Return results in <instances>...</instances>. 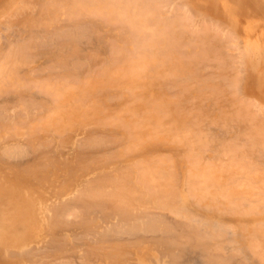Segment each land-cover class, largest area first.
Listing matches in <instances>:
<instances>
[{"label":"rangeland","instance_id":"rangeland-1","mask_svg":"<svg viewBox=\"0 0 264 264\" xmlns=\"http://www.w3.org/2000/svg\"><path fill=\"white\" fill-rule=\"evenodd\" d=\"M12 1H18V0H0V6H3V5H7V6H10L8 9H12L13 8V5H10V2H12ZM24 1H26V0H24ZM28 1V3H27V5H32L33 4V1L31 2V0H27ZM30 1V2H29ZM178 1V2H177ZM184 0H174V2L176 3V6H177V4L179 5V6H181V4H182V2H183ZM257 1V2H256ZM184 2H187L188 4H190V5H188V7L193 11V9H197V10H201V12L202 13H204V18L206 19V20H208V21H210L211 23H212V25L213 26H217V27H219V29H221L220 31L221 32H223L222 34H221V37H223L224 39L223 40H221L222 42H224V40L228 37H230L229 35H231V37L233 38V40H234V43H235V45H236V48H235V46H234V48H235V50L234 49H232V51L231 50H229L231 53H233V58L235 59V61L238 59V55L242 52V50H243V48H244V50H246V48L248 49V48H250V50H252V53H251V55H250V57H251V63H250V65L247 67L248 69V71L246 70V68H245V72H244V70L243 69H241L242 70V74H240L239 73V70L237 69V68H239V63L237 64V62H236V64L238 65H236V64H234L233 65V67H235V65L237 66V68H234V69H237V70H235V71H238V73L240 74V77L243 75V76H245V78H246V72H248V79L246 80V86L244 85L243 87H245V94H243V93H241V95H240V98L242 99V97H243V100H244V98L246 99L245 101H248V102H250V104H249V110L253 113V114H256V115H260V112H259V109H260V107L257 105V106H255V103L257 104V102L258 103H260L262 106H264L263 104H264V0H185ZM31 3V4H30ZM183 6V5H182ZM167 7H169V8H166L165 10H164V12L166 11V12H169L168 14H166V12H165V17L166 16H172V14L173 13H171L169 10H170V6H167ZM193 7V8H192ZM37 8V7H36ZM165 8V7H164ZM168 10V11H167ZM32 13V12H31ZM171 14V15H170ZM168 16V17H169ZM89 18V20H90V17H88ZM200 18H202V17H200V15L199 14H197V15H195V20L198 22L199 21V23L202 21V19L200 20ZM1 21H3L2 23H1V21H0V26L1 25H3V24H5V26H1L0 27V29H3L4 31V33L6 34L7 32H8V30H9V32H8V34L10 33V35H11V29L10 28H13L12 29V31L15 33V37H17L18 36V28H17V26L16 25H14V23H11L9 20H11V17L9 18V17H6V18H1L0 19ZM84 20H88L87 18H85ZM218 20H220V21H218ZM12 21V20H11ZM6 22V23H5ZM196 22V23H197ZM8 23V24H7ZM97 23V25L99 24L100 25V27H101V31H100V27H97L98 29H99V32L101 33L102 31V33L100 34V33H98V29L96 30V33H98L99 34V36L101 35V37H99L98 36V34H94V37L95 38H92L90 41H84V42H82V43H85L86 45H83L82 44V48H83V50H85L88 54H93V55H95V57L94 58H96V59H99L100 57L102 58H106L104 61V63L106 64L107 63V65L106 66H108V62L109 61H107V57H108V54L111 52H109L108 53V51L107 50H109V48L107 49V39H105L104 38V34L103 33H105V36H106V33L109 35V34H111V31L110 30H114L113 28H115V26L114 27H105V26H103L102 27V24H100V23H102V22H100V23H98V22H96ZM220 23V24H219ZM226 24V25H225ZM7 25V26H6ZM98 25V26H99ZM223 26V27H222ZM228 26H230V28H227ZM4 27V28H3ZM95 27H96V25H95ZM110 28H112V29H110ZM117 28V27H116ZM225 28V29H224ZM7 29V30H6ZM109 29V30H108ZM227 29V30H226ZM223 30V31H222ZM226 30V31H225ZM7 31V32H6ZM105 31V32H104ZM231 31H233V32H231ZM118 34V32L117 31H112V33H113V35H115L116 33ZM0 33H2V31L0 32ZM4 33H2V36L0 35V37H1V41L3 40V35H4V37H5V39H7V37H8V39L5 41L6 43H7V41H12V40H14L13 42H16V38H13L12 36H10L11 38H13V39H11V40H9L10 38H9V36L8 35H5ZM18 33V34H17ZM115 33V34H114ZM13 34V33H12ZM103 34V35H102ZM225 34V36H223ZM233 34V35H232ZM108 35L106 36V37H108ZM112 35V34H111ZM14 36V35H13ZM103 36V37H102ZM236 36V37H235ZM20 37H22V36H20L19 35V38ZM23 37H25V36H23ZM23 37L21 38V39H19L18 37V43H20V41L22 40H25V39H23ZM96 37H99V41H97L98 39L96 38ZM101 38V39H100ZM102 38H103V40H102ZM93 39H95V42L93 41ZM97 39V40H96ZM238 40V41H235V40ZM227 40V39H226ZM105 43V44H103V42ZM3 42V41H2ZM98 42V43H97ZM95 43V44H94ZM102 45H101V44ZM106 45V48L105 47H103V48H101V46H105ZM87 46V47H86ZM99 46V47H98ZM184 46H186V44L184 45ZM97 47V48H96ZM242 47V48H241ZM87 48V49H86ZM101 48V49H100ZM185 48V47H184ZM184 48H183V50H184ZM91 49H92V51H91ZM104 49H106V51L104 50ZM186 49V48H185ZM190 48H188L187 47V50H189ZM237 49V50H236ZM43 49H33L32 51H31V53L27 50V54L26 55H21V58H20V56L19 55H17L18 56V59L17 58H15V59H17V61L14 59V63H12L13 62V59H12V66H13V64H15L16 65V62H17V65H20V67L21 68H19V66H17L16 65V67L18 68H15L14 69V67L15 66H11L9 69H10V73L13 71V73H15V72H19V73H21L20 75H21V77H23L22 79V81H24L25 79V83L28 81V77L30 78H32V80H34V79H36V77L35 76H37V77H39L38 79H36L37 81L38 80H40V77H46V76H49V78L51 79V77H52V75H57V74H59V76H60V72L62 71V67H61V63L59 64L58 62H60V59H54V58H57L56 57V55H54V53L52 54V56L51 57H49V54L48 53H52V52H48V49H46L45 51H47L48 53H46L44 50L42 51ZM100 50H102L103 52L101 53V51ZM183 50H182V52H183ZM249 50V49H248ZM55 51H56V49H55ZM95 51H97V52H95ZM181 51V50H180ZM184 51H186V50H184ZM190 51V50H189ZM188 51V52H189ZM39 52H40V54H39ZM43 52V53H42ZM105 52V53H104ZM181 52V53H182ZM187 52V51H186ZM188 52H187V54H186V56L188 55ZM38 53V54H37ZM99 53V54H98ZM101 53V54H100ZM103 53L104 54H107V57L105 56V55H103ZM29 54H30V56H29ZM35 54V55H34ZM37 54V55H36ZM43 54V55H42ZM86 54V53H85ZM100 55V56H98V55ZM184 53H183V55H185ZM41 55H42V57H41ZM177 55V54H176ZM175 54H174V58H172V59H175V57H176V59L178 58L177 56H176ZM232 55V54H231ZM230 55V56H231ZM25 57V56H29V60H27V61H25V60H23L22 61V59H25V58H22V57ZM39 58H38V57ZM99 57V58H97V57ZM105 56V57H104ZM110 56V55H109ZM189 56V55H188ZM188 56L185 58L184 56V58H185V60H184V58H183V60L184 61H188L187 60V58H188ZM235 56H237V58L235 57ZM45 59H44V58ZM191 57V56H190ZM232 57V56H231ZM19 58L21 59V60H19ZM49 58H50V60H49ZM53 59V63L54 62H56V63H54V64H57V65H55V67H56V70L54 69L55 67H53V68H51L50 70V72L48 71L47 72V74L45 73L46 71H43L42 73L44 74V76H43V74H40L39 73V71H42V69L44 70V67H46V66H44V65H47V67L49 66V64H50V66H52L53 64H51L52 62H51V60ZM100 58V60L102 61V59ZM114 57H111V59H113ZM27 59V58H26ZM34 59V60H33ZM36 59V60H35ZM111 59L110 58H108V60H110L111 61ZM115 59V58H114ZM113 59V60H114ZM176 59L173 61L172 60V62L170 61L171 60V57H170V62H171V64H169V66H166V67H168L167 68V72H169V73H171V71L172 70H176V67L175 66H177L174 62H176ZM48 60V61H47ZM112 60V61H113ZM24 61H25V64H24ZM96 61V60H95ZM107 61V62H106ZM115 61V60H114ZM192 61V60H191ZM20 62H22L21 64H20ZM49 62V63H48ZM178 62L179 61H177V64H178ZM193 62V61H192ZM19 63V64H18ZM47 63V64H46ZM111 63V62H110ZM112 63H114V62H112ZM111 63V64H112ZM194 63V62H193ZM172 64H175V65H173L172 66ZM22 65V66H21ZM42 66V67H41ZM44 66V67H43ZM57 66H58V68H59V70H60V72L58 71L57 72V70H58V68H57ZM102 66H104L103 64H102ZM194 66L195 65H193L192 64V67H191V65H190V67L189 68H187L186 70H183L185 73H189L188 71H190L191 70V68H194ZM39 67V69H37ZM47 67H46V70H47ZM171 67L172 68H174V69H172L171 71L169 70V69H171ZM207 67V68H206ZM232 67V68H233ZM241 67L242 68H244L243 67V65H241ZM12 68V69H11ZM23 68V69H22ZM48 68H50V67H48ZM200 68V67H199ZM199 68H198V73L200 72L201 74H205L206 76H208V75H211L212 74V71H214V69H213V67L212 66H210V65H206V66H204V67H202L201 68V70L199 71ZM206 68V69H205ZM211 68V69H210ZM17 69V70H16ZM159 68H157V69H155L154 71L155 72H153V70L152 71H150V70H148L146 73L144 72V76H143V74H141V76H143V77H145V78H142V77H140V76H137V77H139V78H141V79H139L138 78V82H137V84L138 83H140V84H143V86L145 87V89H146V91H149V92H147L146 93V91L143 89V91H141L142 93H146V102L147 103H149V106L151 105V103L153 104L152 106L153 107H151V111H152V113H150L151 111H149L148 110V112L150 113H148V115H146V114H141V112L142 113H144V112H146L147 113V111H145V109H146V105H147V103L145 102V104L146 105H144L143 104V101L142 100H140V99H138V100H140V102H134L135 104H133V106H130V103H129V105H128V102H127V100H129L130 102L132 101H134L133 99L134 98H131V97H128V92L127 93H125L124 92V90L128 87H126V85L125 84H127V81H120V83H121V85H125V88L122 90L121 89V91L120 90H118V91H120L122 94H121V96H119L120 95V93L118 92V91H116L117 90V87H118V84H119V87L118 88H120L121 86H120V83H118V82H116L117 83V85L116 86H106V87H103L102 89H101V91L99 90V91H97L96 93H94V94H92L91 96L93 97V96H96V94L98 93L99 95H100V93L102 92V91H104V90H106L105 91V93L103 92V94L102 95H104V96H99L100 98L102 97V99H100L98 96H96V97H98V99L96 100V99H94V98H96V97H94V98H91V99H93V100H89V98H85V100L84 99H80V100H84L83 102H84V106L82 105V107L83 108H85V109H81V110H84V111H87V113H88V109H89V107L87 108L86 106H85V102H86V100H89V101H92V103L90 104V105H93V107L92 108H90V109H92V111L94 112L95 111V113H93V114H96V109H99L100 111H98L97 113V117L98 118H96V119H98V120H96V119H94V120H96V122H97V124H99L100 125V118L101 117H103V119L101 118V121L103 120H105L107 117H108V119L110 118V117H112V118H114V117H116V116H119L118 115V113H115V112H120L119 114H120V116L118 117V118H121V119H123V120H121V121H119V123L121 122L124 126H128V128H133V125H136V123H137V121H138V123H143L144 125H147V127H145L143 124H142V126H140L141 128H145V129H141L140 127H138L137 125L136 126H134V128L133 129H135V127L137 128H139V129H135V131H134V133L132 132V133H130V135L132 136H136L137 137V133H139V134H141V136H139V134H138V136L141 138H138L137 140H139V141H141L142 140V142H137V140L136 139H134V137H133V139L137 142H133V140H128V139H131V138H127L128 137V135H127V133L125 132V130L123 131V129H121V128H123V125H120L117 121L116 122H114V123H116L114 126L112 125V123L110 122L111 120H108L109 122H110V124H111V127H109L110 126V124H108L107 126H108V130L107 131H104L105 129H104V127H102V126H106V125H104V123H105V121H104V123H103V125L101 124V127L99 126V129L98 130H96V128H98L97 127V124L96 123H94V120L92 119L93 117L92 116H94L93 114H92V116H89V117H91V119L87 116V118H89V119H86V121H84V120H82L81 118H82V116L80 117V114H82V112H81V110H80V112H78V113H80V114H78L77 113V110L76 109H72L71 108V106H74V107H76L75 106V102L77 101V100H70V101H61V103H59L58 105L56 104L55 106V110H52L53 111V113H51L52 111H51V109H49L51 112H49V114L51 115L52 114V116H50V115H48V117H52V118H50L51 120H49V121H51L50 122V124H51V128L48 130V128H46V127H44V129H42L43 128V124H39V125H42V127L41 126H39L38 125V127H41V128H39V130H38V132L40 131V130H44V131H46V132H39V133H37V130H36V128H35V130H34V128L33 127H36V125H34V123H36V122H38V121H36V122H30V121H35V118H36V116L38 117V115H39V113H40V115L42 116L41 118L44 120V115H42V114H44L45 113V111L47 110V106H46V104H45V102L48 104V103H50V107H52L53 106V103H54V99H53V91H52V93L50 92L51 90H50V88L48 87V89H49V92L52 94V96L51 97H48V95H50V93L48 94V95H46V93L47 92H43V93H41L40 91L41 90H43V89H46V91H48V89H47V86L48 85H46V83H45V81H46V79L48 78H42L44 81H41V84H40V82H39V84L41 85V86H39L38 85V83H36L37 81L36 80H34V81H36L35 82V84L37 85V88H36V85H35V89H36V91H35V89L33 88V86L32 85H34V82L31 84L30 83V79H29V82L28 83H30L31 85V87L32 88H29V87H27V92L24 90V89H26V86H24V84H21L22 83V81H19V80H21V79H17L19 82H16V84L14 83L15 81V79H16V77H18L17 75H15V74H19V73H15L14 75L16 76H14L15 77V79L14 78H12L11 77V74H6V72H5V70L3 71L4 73H5V76H8V77H6L5 79H6V81L4 80V77H3V79H0L1 80V84H0V86H5V84L6 85H8V83H10L9 85H10V87L8 86H6L5 88H9L8 90L7 89H4V87H0L1 89H0V93H1V95L2 94H6L5 95V97H3V95L1 96L0 95V107H3V109H5L6 110V112H4V113H1L3 110H0V124L2 125V126H0V153L2 152V150L3 149H7V148H13V147H18V148H20V146H21V144H24L23 145V147H25L26 146V149H28V150H26L27 152H30V154H28L27 153V155H28V157H27V155H26V153H22V154H25L26 155V159L25 158H23V157H21V155L19 154V156L18 157H21L22 159L20 160V159H18L17 157L15 158V155H13L12 157H14L15 158V160H14V158H13V160L11 159V156H10V160L8 161L7 160V157H6V154H8V153H6V151L7 150H3L4 152L3 153H6L5 154V159H4V154L2 155L3 156V158H2V156L0 155V240H2V241H0V264H171L170 262H172L173 264H174V260H177V259H179V255H181V253H182V251H183V253H187L186 255H188V256H186L185 254L183 255L184 257H182L183 259H184V261L183 262H180V264L182 263H184V264H205L206 263V260H205V263H203L204 262V260H203V258L204 259H207V255H209V254H206V256H204L203 257V252L201 251V250H199L198 251V249H197V253H195V254H193V252H190V251H192V250H190L189 248H192V247H190V246H188L189 248H187V247H185L184 249L182 248V250L180 249V247H182V246H178V247H176V249L175 250H173L172 252H174L173 254H175L176 255V251H178V253L177 254H179V251L181 250V253L178 255V258L177 259H174L173 260V258H171V256L169 257V255L170 254H172V253H170V254H166L165 252H163V249L162 248H156L155 247V245H153V243L152 242H148V239L146 240L145 238H153L154 237V239L156 238V239H160V237H158L160 234H161V232H163L161 229V232H160V230H158V231H155V235H152V234H154V232L152 231V233H151V231H150V233H146L147 235H145L144 234V231H143V235H145L144 237V239L146 240V241H143V242H141V243H137V244H135V245H132V246H129V247H127V245L125 246V247H123L122 245H125V244H128V243H125V241L124 240H128V239H131V241H132V238L133 239H136V237L139 239V235L140 236H143L141 233H138V234H136V233H134V237H135V235H136V237L134 238V237H132L131 235H130V237H128V235L127 236H123V234H121V236H123L122 238H120L121 236L119 235V232H117L118 233V236H115V238H113L110 234H108V235H110L109 237H112V239H106V238H104V239H102V236H101V234L103 235V234H106V230L108 229H110V227H111V224L112 225H118V224H126L127 223V220H129V219H131V221H129L128 222V225H131V223L132 224H135V223H139V222H141L142 221V219L143 218H147V216L150 214V212H153V213H155V214H157V215H155V216H159V214L161 213L162 215H165V216H163V217H166L165 218V220H167L169 223L171 222H173V221H181V222H183L182 224H183V226L184 227H186L187 225H188V227H190V222H191V219H193V221L195 222V224H197V225H199V226H195L196 227V229H198L197 227H199V229H201V228H203V229H205V228H207V226L206 225H208L209 224V226L208 227H210L211 225V222H212V225H213V223L214 224H216V227H218L215 231H217L218 229L219 230H221L222 232L224 231H226L227 229H230V230H227V231H233L232 233L231 232H225V234H224V236H223V233H221V232H217L218 234L220 233V234H222V236L223 237H225V235H227L226 237H227V239L228 240H226V238L225 239H223L221 236L218 238V237H214V236H212V233L209 231V230H207V235L208 236H206L205 238L202 236V238L204 239L203 241V243L206 245V242L209 244V245H211V241L213 242L212 244H216V246H217V248H218V245H219V250H218V255H215V256H217V259H223V258H225V257H227L230 261H235L234 263H236V261L238 260V262L236 263V264H243V263H245L246 262V264H257V262H255V261H252V263H251V261L250 260H252L253 259V257H252V255L250 254V252H249V249L247 248V246H246V240H245V238H246V236L244 235V233H243V229L244 228H246V225H247V227H248V224L250 225V224H252L253 222L252 221H246L247 219H245V218H250V220L255 216V214H254V209H252L253 210V212H244V209H243V207H242V205H243V198L241 197V193H239L241 190V188H236L237 186H239V187H241V185H240V183H241V178H240V176L242 177V174H241V171H240V169L239 168H236V167H234V168H236V169H234V168H231V167H228V168H230L229 170H227V166L229 165H227V166H225V163H227V162H224V161H226V157H228V156H224L223 154L224 153H226V150L227 149H224V148H226V147H229L230 146V144H232V142H233V139L232 138H234V140L238 143L239 141L238 140H240V141H242V142H244V138H242V137H245L243 134H247V133H243V132H246V131H248V130H246L245 128H246V124L244 123V124H242V122L241 121H239L240 119L239 118H236V119H238L237 121H236V119H234L233 120V122L234 121H236L237 123V125H238V127H237V125H235V123H234V125H235V127H234V125H233V123L231 122V124H225V126H227V125H229V127H231V129L233 128V130H232V132H231V129L230 130H228L227 132H225L226 131V129H222V126H223V124H222V126L220 125L221 124V122H217L218 123V125H211V124H206L205 122H204V120H202V118L201 117H203L202 116V113H207L208 111L210 112V110H212V108L213 107H211L210 108V106L213 104L212 102H210L209 100H207L208 98H206V100L205 99H202L201 100V102H200V100H198V98L201 96V95H204L205 94V92L206 91H204V93L202 92L203 90H206V88L204 87L205 85H203L204 84V81L202 80V79H204V76L205 75H201L200 73L198 74L201 78V82L203 83V84H199L200 86L199 87H204L202 90H197V92H194V93H191L190 94V92L188 93L189 95H186L185 96V98H181V96L178 98V96H175V97H177V100L179 101V100H189V101H192L193 103H199V104H201L202 103V105H203V109H202V107H201V109H200V113H198V111H197V108L195 109V108H193L192 110H190L191 111V113H189L190 111H189V109H191V107H189L190 105L188 104H186V103H184L185 104V106H183V107H176L177 106V104L179 103V104H181L180 103V101L179 102H176V101H174V98L175 97H173L174 95H173V93H175V92H179L181 89H182V86H184L183 84L184 83H175L174 85H173V81H175L176 79H178L177 78V76H181L184 80L186 79V78H188V77H186L187 75L185 74V73H183V72H181V71H179L178 72V70L176 71V72H178V73H182V75H180V74H176V73H173L172 72V74H174V78H176V79H174V78H172V76L173 75H171V77L169 76V75H167L166 77L168 78L167 79V81H169V78H172V80L173 81H171V79H170V81H171V83L170 82H165V78H163V80H161V82L163 83V81H164V84L163 85H165L166 84V86L168 85H171V86H169V87H167L166 88V86H163V88H166V89H168L169 88V90H168V92H166V89H163L162 87L161 88H157V86L155 85L156 83V81L155 80H159V78L161 77V75L163 74H167V72H165L166 70L164 69V72H163V68H161V69H159ZM16 70V71H15ZM19 70V71H18ZM37 70H39V71H37ZM53 70H55V74H54V71ZM181 70V69H180ZM15 71V72H14ZM28 71V72H27ZM34 71H37L38 72V75H37V73L35 74L34 73V77H33V75H31V74H33L32 72H34ZM53 71V72H52ZM66 73L64 72V69H63V72H62V76H65V77H67L66 75L68 74V72L70 71H67V68H66ZM150 71V72H149ZM157 71V72H156ZM211 71V72H210ZM235 71H233V73L235 72ZM26 72H27V74H26ZM148 72H149V74H153V76H152V74L151 75H149L148 74ZM1 73V72H0ZM12 73V74H13ZM30 73V74H29ZM57 73V74H56ZM237 73V74H238ZM243 73H245V74H243ZM23 74V75H22ZM24 74H26V76L24 75ZM51 74V75H50ZM83 74H84V72H83ZM156 74H158L157 76H156ZM185 75V77H184V75ZM208 74V75H207ZM2 75L4 76V74H1V76H0V78H2ZM9 75H10V77H9ZM69 75V74H68ZM85 75V74H84ZM84 75L81 77V79H83L84 78ZM86 75H88V74H86ZM165 75L164 76H162V77H165ZM28 76V77H27ZM51 76V77H50ZM54 76L52 77V79H54ZM147 76L149 77V78H147ZM160 76V77H159ZM169 76V77H168ZM26 77V78H25ZM137 77H135V79L137 78ZM10 78L12 79L10 82L8 81V80H10ZM19 78V77H18ZM57 78V77H56ZM55 78V79H56ZM60 78V77H59ZM59 78H57V79H59ZM67 78H69V80H71V78H70V75H69V77H67ZM147 78V79H146ZM156 78H158V79H156ZM182 78H180V79H178V80H181ZM193 78V77H192ZM8 79V80H7ZM14 79V80H13ZM61 80L63 79V83H65V81L67 80H64L65 78H60ZM60 79L58 80L59 82H58V84L60 83ZM73 79V78H72ZM194 79L195 78H193V81H194ZM199 79V80H200ZM16 80V81H17ZM48 80V79H47ZM144 80V81H143ZM3 81H5V82H3ZM14 81V82H13ZM49 81V80H48ZM52 80H50V82H51ZM72 81V80H71ZM149 81H152L151 82V84H147V83H150ZM155 81V82H154ZM197 81V80H196ZM11 82H12V84L14 83L16 86H15V88L16 87H18V83L20 84V86H22V88H20V87H18L19 89H21L20 91L21 92H17V91H19V89L17 90V89H15L13 86H14V84L12 85L11 84ZM44 82V84H43V86H44V88L42 87V83ZM49 82V83H50ZM54 82V81H53ZM62 82V81H61ZM153 82H154V84H153ZM159 82L160 81H158L157 82V85H159ZM176 82V81H175ZM4 83V84H3ZM28 83H27V86H28ZM48 83V84H49ZM55 83V82H54ZM199 83V82H198ZM57 84V83H56ZM55 84V85H56ZM62 84V83H61ZM176 84H179V85H176ZM50 85H52L53 86V83L51 82V84ZM149 85V86H148ZM150 85H155L156 86V88H155V86H150ZM202 85V86H201ZM59 86V85H58ZM61 86V85H60ZM59 86V87H60ZM174 86H176L177 88H179L180 90L179 91H175V89H173V87ZM179 86V87H178ZM12 87V89L14 88V91L13 92H11L12 90H10V88ZM23 87H25V88H23ZM39 87H40V89H39ZM181 87V88H180ZM3 88V89H2ZM154 88V89H153ZM187 88V86H186V84H185V87H184V89H182L183 91H185V89ZM54 90L56 89V87H54L53 88ZM107 89H109V90H111L110 91V93H107V92H109ZM148 89V90H147ZM159 89H163L161 92H160V90ZM1 90H3V91H7L8 93H12V94H7V92H2ZM128 90V89H127ZM172 90V91H171ZM181 90V91H182ZM16 91V93L14 94V92ZM126 91V90H125ZM199 91V92H198ZM200 91H201V93H200ZM36 92V93H35ZM20 93V94H19ZM111 93H112V95H111ZM118 95V97H117V95ZM134 93H138V91H136V92H134ZM163 93V94H162ZM168 93V94H167ZM15 95V97H14V95ZM16 94L18 95V96H16ZM166 94V95H165ZM170 94V95H169ZM178 94V93H177ZM11 95H13V97L11 96ZM20 95H22L23 97H22V99H21V96ZM44 95V96H43ZM45 95H46V98H45ZM108 95V96H107ZM131 95V94H130ZM129 95V96H130ZM162 95H164V96H162ZM176 95V94H175ZM194 95H199V96H197L196 98V100H195V98H194ZM243 95H247V96H243ZM11 96V97H10ZM29 96V97H28ZM106 96L107 97H110L111 99L113 98V97H116V99H120V100H122L120 103L119 102H117V103H111V101L114 99H112L111 101H110V99L108 98V100L106 101ZM133 96V95H132ZM162 96V97H161ZM167 96V97H166ZM188 96H190V98L189 99H186V98H188ZM16 97H17V99H16ZM26 97V98H25ZM54 97H55V95H54ZM123 97V99H121ZM169 97V98H168ZM170 97H173V99L172 98H170ZM131 98V99H130ZM250 98H252V99H250ZM19 99H21L22 101L20 102V100ZM24 99V100H23ZM35 99V100H34ZM50 99H51V101H50ZM100 99V100H99ZM163 99V100H162ZM176 99V98H175ZM26 100H27V102H26ZM33 100V101H32ZM40 100V101H39ZM52 100H53V103L51 104V102H52ZM79 100V101H80ZM102 101V103H104V105H102V103L101 102H99V101ZM249 100H251V101H249ZM17 101V102H16ZM22 103L23 101H25V103H26V106H24L25 104H23V106H24V108H21L20 107V103ZM78 101V103L80 104L81 102H79ZM110 103H109V102ZM113 101H115V99L113 100ZM117 101V100H116ZM141 101H142V103H141ZM157 101L158 102H160L158 105L156 104L155 105V102L157 103ZM204 101H207V102H204ZM257 101V102H256ZM10 102V103H9ZM12 102V103H11ZM28 102H30V104L28 103ZM42 102V103H41ZM44 102V103H43ZM126 102H127V104H126ZM174 102V103H173ZM182 102V101H181ZM18 103V104H17ZM24 103V102H23ZM39 104V106H37L36 104ZM73 103V104H72ZM77 103V105L78 106H80L79 104ZM87 103V102H86ZM124 103L126 104V106L128 105V111H130V109H131V111H132V109H133V111H134V109H135V112H136V114L134 115V116H139V117H134V116H132V114L131 113H129V112H127V114L124 112V111H127V110H125V108L126 107H124V109H123V105H124ZM166 103V104H165ZM173 103V104H172ZM175 103H177V104H175ZM263 103V104H262ZM44 105V108L43 107H40V105ZM55 104V103H54ZM82 104V103H81ZM88 104H89V102H88ZM96 104V105H95ZM169 104V105H168ZM182 104H183V102H182ZM19 105V106H18ZM192 105V104H191ZM194 105H197V104H194ZM223 105V103L222 102H220L217 106L218 107H220V106H222ZM22 106V105H21ZM22 106V107H23ZM46 106V107H45ZM59 106H65V108L66 109H70V110H72V112L73 111H75V112H73V114H76V115H74V121L76 122V125H74L73 127H70V128H67L66 130L62 127V124H60L61 123V121L60 120H55V116H58V114H55L56 113V110H58L59 112V114L60 115H62V117L64 118V119H66L67 117H69V115L67 116V114L68 113H65V111H61L59 108H61V107H59ZM98 106H100L99 108H98ZM104 106H106V108L104 107ZM130 106V107H129ZM168 106V107H167ZM193 106V105H192ZM213 106V105H212ZM215 106V105H214ZM253 106H255L254 107V109H253ZM30 108V109H34V110H38L39 108L42 110V111H40V109L38 110V111H40V112H38V113H36L35 111L33 112V109H32V112L30 111V109H29V113L27 112L28 110H26V108ZM32 107V108H31ZM37 107V109H35ZM57 107H59V108H57ZM68 107V108H67ZM120 107H122V109L120 108ZM132 107V108H131ZM159 107V108H158ZM187 107L189 108V109H187ZM259 109H258V108ZM11 108V109H10ZM27 108V109H28ZM45 108H46V110H45ZM130 108V109H129ZM152 108H153V110L154 109H157V112H154L153 110H152ZM175 108H177V111L176 110H173V109H175ZM178 108H180V110L181 109H183V113H181L180 114V118L178 117L179 116V111L180 110H178ZM207 108V109H206ZM217 108V107H216ZM251 108V109H250ZM256 108V109H255ZM263 108V107H262ZM261 108V109H262ZM0 109H2V108H0ZM18 109H19V111H18ZM25 109V111H23V110ZM90 109H89V111H90ZM104 109L106 110V111H104ZM198 109V110H199ZM4 110V111H5ZM8 110V111H7ZM43 110H44V113H43ZM64 110V109H63ZM103 110V111H102ZM147 110V109H146ZM159 110H160V115H159ZM186 110V111H185ZM187 110L189 111L188 113H187ZM254 110V111H253ZM257 110V111H256ZM24 112V115H22L23 114V112ZM48 111V110H47ZM46 111V112H47ZM61 111V112H60ZM102 111V112H101ZM114 111V112H113ZM132 111V113H134ZM182 111V110H181ZM180 111V112H181ZM218 109H215V111H214V113L212 114V113H210V116H212V117H214L215 115L216 116H219L218 115ZM16 112V113H15ZM18 112V113H17ZM20 112V113H19ZM55 112V113H54ZM122 112H124V115L122 114ZM162 112V113H161ZM178 114V116L176 117V113ZM7 113H9V114H7ZM12 113V114H11ZM22 113V114H21ZM25 113H26V115H28V116H26L25 115ZM28 113V114H27ZM31 113V114H30ZM32 113H33V115H32ZM34 113H36L37 115L36 116H34ZM42 113V114H41ZM84 113V112H83ZM86 113V112H85ZM86 113V114H87ZM91 113V111L89 112V114ZM99 113H101L100 114V116H99ZM115 113V114H114ZM156 113H158L157 115H159V116H161L163 119L162 120H160V122L162 123L161 125L163 126H159V127H161V128H159L158 127V130H157V128H156V130H157V132L159 133V132H162V134L161 133H159L158 134V136L156 135L155 136V133H154V135H152L153 133V131L151 130L153 127V125L151 126V127H149L150 126V124H155L156 122L158 123V124H160L159 123V116H157L156 115ZM165 113H166V116H165ZM4 114V115H3ZM46 114H48V112L47 113H45V115ZM53 114H55V116L53 115ZM114 114V115H113ZM126 114V115H125ZM131 114V115H130ZM138 114V115H137ZM194 114V115H193ZM2 115H3V117L4 116H6V118H7V121H6V118H4V119H2L3 117H2ZM9 115V116H8ZM14 115H16L15 117H17V118H15V121H17V122H15V121H13V118H14ZM20 116V118L18 119V117ZM30 115V116H29ZM116 115V116H115ZM149 115H150V118H149ZM169 115H171V116H169ZM21 116H23V117H21ZM33 116V117H32ZM130 116H132V118H130ZM171 117V120H170V118H168V117ZM261 116V115H260ZM26 117H27V119H26ZM30 117H32V118H30ZM46 117H47V115H46ZM47 117V118H48ZM61 117V118H62ZM66 117V118H65ZM84 117V116H83ZM85 117H86V115H85ZM148 117V118H147ZM199 117L201 118V121L199 122ZM230 117V116H229ZM25 118V119H24ZM30 118V119H29ZM39 118V117H38ZM47 118H45V122H44V124L46 123V121L47 122H49L48 121V119ZM58 118H59V116H58ZM95 118V117H94ZM105 118V119H104ZM117 118V117H116ZM117 118V119H118ZM153 118V119H152ZM156 118H157V121H156ZM166 118V119H165ZM192 118L194 119V121L192 120ZM195 118L197 119V121H195ZM1 119H2V121H1ZM12 119V120H11ZM24 121H23V120ZM34 119V120H33ZM37 119V118H36ZM40 119V118H39ZM38 119V120H39ZM47 119V120H46ZM64 119H62V120H64ZM85 119V118H84ZM146 119V120H145ZM147 119L149 120V121H151V123L148 121L147 122ZM230 119H231V117H230ZM229 119V121H231ZM3 120H5V121H3ZM10 120V124L11 125H9V121ZM41 120V119H40ZM53 120V121H52ZM82 120V121H81ZM90 120V121H89ZM107 120V119H106ZM114 120H115V118H114ZM113 120V121H114ZM118 120H120V119H118ZM139 120L141 121V122H139ZM19 121H22V122H19ZM42 121V120H41ZM41 121H39V122H41ZM99 121V122H98ZM154 121V122H153ZM169 121H171L172 123H173V126H172V124L169 122ZM175 121H177V124H176V122ZM186 122V125L183 123V122ZM192 122V123H194V124H192L191 125V123H189V122ZM3 122H8L7 124L5 123V125H3L2 123ZM13 122H15L16 124L18 123V125L17 126H19V124H21V126H19V127H22L23 128V124L25 125V129H27L26 127H27V124H31L32 123V125H33V130H31V133L29 134L28 132H30L29 131V129H27L28 130V132H26V133H28V135H29V137H30V135L31 134H33L34 132L37 134V135H35V134H33V135H35L34 136V138H32V139H27V141H29V143L27 142V141H23V140H26V138L27 137H25V136H27L26 134H23L22 133V130H24V128L21 130V131H19V128L17 129L18 131H16L15 130V124L13 123ZM38 122V123H39ZM58 123V124H56V123ZM91 122V123H90ZM133 122H135L134 124H133ZM147 122V123H146ZM153 122V123H152ZM128 123H130V124H128ZM132 123V124H131ZM187 123H189V124H187ZM228 123H230V122H228ZM48 124V123H47ZM55 124H56V126H55ZM94 124H96L95 126L96 127H94ZM169 124H171V126L172 127H170L171 129H175L174 127L175 126H177L176 127V131L178 132V131H180V130H183V128L185 129V127L187 126L188 128L190 127H192L191 129H189V130H191L190 131V135L188 134V133H186V134H188L191 138L190 139H192L193 137H194V135H193V133H194V131H195V133L194 134H196V132H197V137L196 138H194V139H192V140H188L189 139V137L187 138V136L186 137H183V138H186V140H182L181 138H180V140L182 141L181 143H179V137L178 138H176L177 136L175 135V134H177V132L176 133H173V130H172V132H169V131H171L170 130V128H169ZM241 124H242V126H241ZM8 125V126H7ZM14 125V126H13ZM32 125H28V127L29 126H32ZM46 125V124H45ZM116 125H120V126H122L121 128H120V126L118 127V128H116L117 126ZM129 125H131V126H129ZM139 125V124H138ZM167 127H166V126ZM169 125V126H168ZM196 125V126H195ZM208 125V126H207ZM231 125V126H230ZM232 125H233V127H232ZM246 125V126H245ZM7 126V127H6ZM12 126H13V130L11 129L12 128ZM88 126H91V128H89ZM155 126V125H154ZM193 126L194 127H196L195 129L193 128ZM197 126H198V131H197ZM214 126V127H213ZM225 126H223L224 128H225ZM3 127L5 128L4 130H3ZM49 127H50V125H49ZM61 127H62V129H61ZM92 127H94V128H92ZM181 127V128H180ZM219 127H221V129L219 128ZM228 127V128H229ZM7 128H10L9 130H11L10 131V133L11 134H9V132L7 131ZM87 128V129H86ZM125 128H127V127H124V129ZM127 128V129H128ZM129 129L130 130V132H131V130L132 129ZM208 128V129H207ZM238 128V129H237ZM244 128V129H243ZM46 129V130H45ZM57 129V131H55ZM61 129V130H60ZM74 129H76V131H74ZM83 129V130H82ZM84 129H86V131L84 130ZM92 129V130H91ZM95 129V130H94ZM126 129V130H127ZM140 129H141V131H140ZM163 129L166 131H163ZM2 130L4 131V132H2ZM7 132H6V131ZM80 130H82V131H80ZM89 130H91L90 132H89ZM137 130H138V132H137ZM160 130V131H159ZM188 130V131H189ZM243 130V131H242ZM246 130V131H245ZM32 131H34V132H32ZM57 133L58 131V133L56 134L55 132ZM83 131L86 133V135H85V133H83ZM98 131V132H97ZM128 131V130H127ZM140 131V132H139ZM152 131V132H151ZM167 131H168V133H167ZM175 131V130H174ZM193 131V132H192ZM201 131V132H200ZM238 131V133H236ZM6 132V133H5ZM16 132H18V133H16ZM69 132V133H68ZM70 132H71V134H70ZM80 132V133H79ZM104 132V133H103ZM111 132V133H110ZM155 132V131H154ZM186 132H187V130H186ZM198 132H200L201 134H202V136L201 135H198L199 133ZM85 135V136H87L88 138H89V136L91 135V137L90 138H92V140L93 139H96V137H92V136H95L94 134H97V136L99 135L100 137H102V138H100V140L101 139H103V141L104 142H102V143H104L105 145H103V144H100L101 143V141H99L100 143V146H98V143L96 144V145H94V146H96V147H94L93 149H92V143H90V141L88 142V141H85V142H88V144L87 143H82L83 142V139H86L85 137L82 139V136H83V134ZM87 133H89V136H88V134ZM94 133V134H93ZM99 133V134H98ZM170 133H173L172 134V137H173V135L174 136H176L175 138L178 140L177 142H176V139H175V141H174V139H172V137H171V134ZM181 133H182V131H181ZM185 133V132H184ZM191 133H192V135H191ZM240 133H243V134H241L240 136H238ZM68 134V135H67ZM70 134V135H69ZM100 134H102V136L100 135ZM105 134V135H104ZM128 134H129V132H128ZM178 134H180V132H178ZM185 134V135H186ZM228 134V135H227ZM236 134V136L234 137V135ZM9 135V136H8ZM38 135H41V136H39L38 137V139L39 140H37V136ZM67 135V136H66ZM148 137H147V136ZM168 135V136H167ZM182 135H184L183 133H182ZM212 135H213V138L214 137H217L218 139H220L219 141H216L215 139H217V138H215V139H213L212 138ZM217 135V136H216ZM243 135V136H242ZM6 136H7V138L8 137H13L11 140H10V138H6ZM64 138H63V137ZM98 136V137H99ZM104 136V137H103ZM107 137V139H106V137ZM111 136V137H110ZM151 136V137H150ZM166 136V137H165ZM222 136V137H221ZM17 139H15V138ZM23 137H25L24 139H22ZM110 137V138H109ZM119 138V140L117 139V138ZM121 137V138H120ZM135 137V138H136ZM146 137H147V139H146ZM153 137H155V138H157L156 140L153 138ZM180 137H181V134H180ZM211 137V138H210ZM78 138H80L81 139V141H79L80 143H82V144H79V143H76L75 141H78V140H80V139H78ZM87 138V139H88ZM105 138V139H104ZM116 138V139H115ZM228 138V139H227ZM231 139V143L230 144H228V142L230 141V139ZM235 138H238V140L237 139H235ZM13 139L15 140V141H13ZM19 139H22V140H19ZM37 140V142H36V140ZM78 139V140H77ZM109 139V140H108ZM111 139V140H110ZM150 139V140H149ZM152 139V140H151ZM197 139H199V140H197ZM210 139H212V141L214 142H212V141H210ZM7 140H9V141H7ZM19 140V141H18ZM34 140V141H33ZM41 140V142L42 143H40L39 141ZM45 141L44 143L47 145V146H44V144H43V141ZM91 140V139H90ZM97 140V139H96ZM215 140V141H214ZM225 141V142H223V144L221 143V141ZM226 140H228V142L226 143ZM7 141V142H6ZM33 142L32 144L30 143V142ZM93 141H95V140H93ZM98 141V140H97ZM127 141H128V143H127ZM166 141V142H165ZM209 143H208V142ZM21 142V143H20ZM25 142V143H24ZM36 142V144H38V145H40V146H38V145H36V144H34ZM39 142V143H38ZM62 142V143H61ZM112 143V144H109V143ZM114 142V143H113ZM120 142V143H119ZM134 143V145L133 146H135V145H137V146H135L136 148H135V152L133 151L134 150V148H133V152L131 153V152H129L128 151V154H127V152H125V149H126V147H128V146H130L129 145V143L131 144V143ZM175 142V143H174ZM200 143L199 145L200 146H198V145H196L195 143ZM213 144H212V143ZM242 142L240 143V145H242ZM18 143V144H17ZM79 144L78 146H81L82 147V150L80 149L79 150V148H77V145L76 144ZM95 143V142H94ZM93 143V144H94ZM132 143V144H133ZM172 143V144H171ZM189 143H191V145L189 144ZM205 143H207V144H210V147L207 149V147H205V148H202L201 146H206L207 144H205ZM220 143H221V145H220ZM225 143V144H224ZM235 142H233V145L235 146L237 143H235ZM239 143L237 144V145H239ZM8 144V145H7ZM26 144H29V145H31L30 146V149L27 147V146H29V145H26ZM35 146H34V145ZM84 144V145H83ZM85 144H86V146L88 145V146H90V145H92L91 147H90V149H88L89 147L87 146H85ZM90 144V145H89ZM203 144V145H202ZM10 145H13V147H11ZM15 145V146H14ZM19 145V146H18ZM41 145H43V146H41ZM50 147H49V146ZM76 145V146H75ZM83 145V146H82ZM119 145H120V148H119ZM128 145V146H127ZM187 145V146H186ZM196 145V146H195ZM226 147H225V146ZM7 146V147H6ZM9 146V147H8ZM32 146L34 147L33 148V150H32ZM54 146V147H53ZM85 146V147H84ZM103 146V147H102ZM190 146V150L188 149V147ZM192 146V147H191ZM218 146H220V147H218ZM232 146V145H231ZM243 146V145H242ZM5 147V148H4ZM22 147V148H23ZM36 147V148H35ZM46 147H48V150H46L45 148ZM80 147V148H81ZM97 147H99L98 149H97ZM180 147V148H179ZM200 147V148H199ZM222 147H223V149H222ZM18 148H16V149H14V150H10V149H8V151L7 152H9V151H11V152H13L14 151V153H15V151L18 149ZM42 148H44L45 149V151H44V149H42ZM50 148V149H49ZM104 148V149H103ZM131 148V147H130ZM131 148V149H132ZM217 148V149H216ZM222 149V151H221V149ZM37 150V152L35 151V150ZM83 149H85V151L83 150ZM88 149V150H87ZM97 149V150H96ZM107 149V150H106ZM109 149V150H108ZM138 149V151H136ZM187 149H188V151H187ZM207 149V150H206ZM216 149V151H217V153H214V152H211L212 150L214 151ZM19 150V153L20 152H22L20 149H18ZM17 150V151H18ZM42 150H43V152H42ZM91 150H93V154H91L89 151H91ZM98 150H99V153H100V155H99V153H98ZM106 150V151H105ZM115 150V151H114ZM128 150V149H127ZM225 150V151H224ZM16 151V152H17ZM26 151H24V152H26ZM32 151L34 152L33 154H32ZM65 151V152H64ZM82 151H83V153H82ZM95 151H97V153H98V156H97V154H95V156H94V152ZM101 151H103V153L101 152ZM106 152V154H104L105 152ZM124 151V152H123ZM190 151V152H189ZM242 151V152H241ZM35 152H36V154H35ZM40 152H42V154L40 155L39 153ZM52 152V153H51ZM55 152V153H54ZM79 152H81V153H79ZM92 152V151H91ZM110 152H111V154H110ZM187 152H189V153H187ZM222 152H224V153H222ZM238 152V153H237ZM47 153V154H46ZM48 153H51L50 155H51V157H52V161L55 159L56 161H57V163H52V162H50L51 161V159L49 158H47L48 160V162L47 161H44L45 163L47 162L48 164L46 165V164H44V162H43V158L46 156H49L48 155ZM62 153H65V155H66V157H70L71 158V156H73L72 158H73V160H67L66 161V158H65V155H63ZM74 153V154H73ZM77 153H79V155L77 154ZM86 153V154H85ZM96 153V152H95ZM200 153V154H199ZM222 153V154H221ZM242 153V154H241ZM9 154H10V152H9ZM13 154V153H12ZM11 154V155H12ZM46 154V155H45ZM83 154V155H82ZM85 154V155H84ZM109 154L110 155H113L114 156V158H113V160H111V158L110 159H108V163H104V162H101L100 160H98L97 158H99V159H105V157L104 158H100V156L101 155H108L109 156ZM116 154V155H115ZM132 154V155H131ZM220 154H221V156H220ZM236 154H237V156L239 155V157H237L236 156ZM263 154V159H264V152L262 153ZM262 154H261V157H262ZM18 155V154H17ZM32 155V157H30V156ZM39 156L38 158L40 159V157L41 156H44L43 158L41 157V159H42V163H40V160L36 157V156ZM75 155V156H74ZM91 155H92V157H91ZM119 155V156H118ZM131 155V156H130ZM193 155V157H191ZM196 155V156H195ZM219 155V156H218ZM234 155H235V157L236 158H239V159H242L241 157H242V155H243V150L242 149H240L239 148V150H237L235 153H234ZM79 156H82V157H79ZM84 156H85V158H87V160L85 161V158H84ZM89 156V157H88ZM94 156V157H93ZM115 156H118V157H120L121 158V160H120V158H119V160H118V157H115ZM127 156V157H126ZM186 156H189V158L188 157H186ZM54 157V158H53ZM64 157V158H63ZM111 157V156H110ZM156 157L157 158H159V159H157V161H156ZM185 157H186V159H185ZM194 157H195V159L197 158V160H195L194 159ZM9 158V157H8ZM57 158V159H56ZM69 158V159H70ZM81 158H84V159H82L81 160ZM93 158V159H92ZM94 158L96 159V160H94ZM108 158V157H107ZM107 158L105 159V160H107ZM116 158H117V160H116ZM141 158V159H140ZM190 158H192L191 160H193V162L190 160ZM68 159V158H67ZM74 159H75V161H74ZM153 159V160H152ZM168 159V160H167ZM206 159V160H205ZM216 159V160H215ZM218 159V160H217ZM224 159V160H223ZM229 159V158H228ZM2 160V161H1ZM5 160V161H4ZM46 160V159H45ZM54 160V161H55ZM64 160H65V162H64ZM77 160H79V161H77ZM88 160L89 161H91V162H96L97 160L98 161H100L101 163H103V164H101V163H98V161H97V163L96 164H94V163H91V162H88ZM104 160V161H105ZM110 160V161H109ZM146 160V161H145ZM162 162H161V161ZM200 160V161H199ZM37 161H39V162H37ZM112 161V162H111ZM115 161V162H114ZM142 161H143V163H142ZM144 161L145 162H147L146 164H149V165H151V166H148V168L147 169H145L146 168V166H145V164H144ZM187 161H189L190 162V164H188L189 162H187ZM228 161V160H227ZM230 161V160H229ZM229 161H228V163H229ZM8 162V163H7ZM33 162H35V163H33ZM67 162V163H66ZM75 164H74V163ZM82 162V163H81ZM83 162H85L86 164L87 163H89L87 166H89L88 168H90V170L89 169H85V167H84V163ZM149 162V163H148ZM152 162V163H151ZM156 163L157 164V162H160V163H162V165L160 164V166L159 165H156V167H153V169L155 168L156 170L155 171H152V166H155L154 165V163ZM192 162V163H191ZM214 163L213 165H211V164H209V163ZM231 162V161H230ZM28 163H31V165H27ZM39 163V166L42 164L43 166H41V167H43V171H42V168L41 167H39L38 165V167H36V166H32L33 164H38ZM62 163H63V165H62ZM138 163V164H137ZM163 163H164V165H163ZM170 163V164H169ZM194 163H196V164H198V166H196V169H195V166H194ZM200 163V164H199ZM208 163V164H207ZM216 163H218V164H216ZM219 163H220V165H219ZM223 163V164H222ZM3 164V165H2ZM6 164V165H5ZM9 164V165H8ZM15 164V165H14ZM49 164H51V165H49ZM65 164V165H64ZM67 164H68V166H67ZM71 164V165H70ZM86 164H85V166H86ZM95 166H94V165ZM101 164V165H100ZM140 164H142V166H140ZM159 164V163H158ZM193 164V165H192ZM207 164V165H206ZM10 165H12V166H10ZM14 165V166H13ZM16 165H17V167H16ZM46 165V166H45ZM54 165V166H53ZM61 165H62V167H61ZM82 165V166H81ZM91 165V166H90ZM127 165H129L130 167H128ZM134 165H136L137 167L135 168L134 167ZM144 165V166H143ZM205 165H206V169H205ZM208 165H209V167H208ZM217 166L216 168H215V166ZM231 165V164H230ZM229 165V166H230ZM9 166H10V168H9ZM26 168H25V167ZM27 166H29V167H27ZM48 166V167H47ZM64 166V167H63ZM66 166V167H65ZM71 166V167H70ZM73 166V167H72ZM87 166H86V168H87ZM125 166H127V169H129V172L127 171V169H125ZM139 166V167H138ZM211 166V167H210ZM222 166V167H221ZM13 167H16L17 168V170H15L16 168H13ZM34 167V168H33ZM52 169H51V168ZM75 167V168H74ZM77 167V168H76ZM119 167H121V168H119ZM123 167V168H122ZM132 167V168H131ZM149 167H150V169H149ZM226 167V168H225ZM233 167V166H232ZM19 168V169H18ZM32 168H33V170H32ZM38 168H40L39 170H41V171H39L38 170V172H37V169ZM46 168V169H45ZM131 168V169H130ZM138 168V169H137ZM139 168H141V171H140V169ZM158 168V169H157ZM160 168V169H159ZM170 168V170L168 171V169ZM190 168V169H189ZM202 168H203V170H202ZM45 169V170H44ZM76 171H75V170ZM115 169L116 170H118V172H119V175H117L118 174V172H117V174H115L114 172H115ZM121 169V170H120ZM126 170V172H127V174H125V170ZM149 169V172L150 171H152L151 173H150V175L152 174L155 178H157V176H158V178L161 176V178H163L164 179V181L162 182L163 184H166V182H167V178L165 179V175L166 174H168V172H171V171H173L175 174V177H173L172 178V180H171V183L173 184V187H175L176 189H178V192H181V197L179 198V197H175V199L173 200V199H171V200H169V203L170 202H173V204L175 205V206H177V207H179V211H175V210H166V211H164L163 212V210L162 211H160V210H153V209H146L147 207H148V204L147 205H145L144 207L143 206H141V204L139 203V201L142 199L143 200V189L145 188L144 187V185L142 184V182H140L138 179H139V176H140V174L139 173H142V171H147ZM201 169V170H200ZM211 169V170H210ZM82 171L83 172V174L84 175H82V172L80 173V171ZM123 170H124V172H123ZM137 170H139V171H137ZM157 170H160V171H158L157 172ZM189 170V171H188ZM209 170H210V172H209ZM239 170V171H238ZM15 171V172H14ZM24 171V172H23ZM31 171H33V172H31ZM49 171H51V172H49ZM86 171V172H85ZM91 171V172H90ZM112 171H114V172H112ZM120 171H122L123 172V174H120ZM130 171H133L134 173H132V172H130ZM164 171V172H163ZM166 171V172H165ZM187 171V172H186ZM207 171V172H206ZM218 171V172H217ZM227 171V172H226ZM230 171H232V172H230ZM235 171H236V174H235ZM30 172V173H29ZM68 172V173H67ZM85 172V173H84ZM136 172H139L138 174L136 173ZM159 173L160 172V174L158 175L157 173ZM192 172V173H191ZM194 172H195V174H194ZM197 172H199V174L197 173ZM203 172V173H202ZM204 172H206V174L204 173ZM36 173H38V175L36 174ZM39 173H41L42 175H44V177H45V179H43V180H40V179H42V177L43 176H41V174H39ZM77 173V174H76ZM109 173H111V174H109ZM132 173V174H131ZM155 175H154V174ZM186 173H188V174H190L191 175V177H192V175H196V176H201L202 175V180L201 181H207V182H201L200 181V179H198L199 181L197 182V185H202V183H203V185L202 186H205V189H206V192H204V193H201V194H197V195H195V197H193L192 199L189 197V195L188 194H186V183H187V178L188 177H190V175L188 176V174H186ZM209 173V174H208ZM213 173V175H214V177L213 178H211L210 176H211V174ZM28 174H30V176L28 175ZM69 174V175H68ZM99 174H101L100 175V177L102 178H104V177H106V176H109V175H111V176H115L116 178H114L113 180L115 181V180H121V181H124L125 180V178H127L126 180H127V183H126V181H125V184H124V186H127V185H129V186H127V189H128V193L131 195L132 194V192H133V194L135 195L134 196V198H130L131 196L130 195H128V193H126L125 195H124V199H125V201H124V199L123 198H120V197H116V196H120L121 194H118V195H115V194H107V192H105V193H103V191H104V188H105V186H106V191H108L109 193L111 192H113V188H114V183L113 182H111V185L109 184L108 185V183L110 182V180H108V182H104V180H103V178H102V180L99 182L98 180H96L95 179V177L96 178H99ZM106 174V175H105ZM128 174H129V176H128ZM67 175H68V177L69 178H67ZM78 175H80V176H78ZM104 175V176H103ZM125 176V178H123L124 176ZM128 177H127V176ZM131 175H133V177L131 176ZM152 175H151V177H150V179L151 178H153L152 177ZM164 175V176H163ZM209 176L210 177V179H207V177H205V176ZM239 175V176H238ZM34 178H33V177ZM39 176V177H38ZM93 176H95V177H93ZM123 176V177H122ZM163 176V177H162ZM169 176V175H168ZM187 176V177H186ZM234 176V177H233ZM43 177V178H44ZM48 177V178H47ZM70 177H72V178H74L75 179V181L73 182V179H72V181H71V179H70ZM90 177H92L91 179H89ZM118 177H120V178H118ZM204 177H205V179L206 180H203L204 179ZM229 177H231L230 179H229ZM233 177V178H232ZM66 178V179H65ZM118 178V179H117ZM121 178H123V179H121ZM154 178V179H155ZM186 178V179H185ZM200 178V177H199ZM70 179V180H69ZM89 180V182H87L88 180ZM94 179V180H93ZM130 179V180H129ZM137 179V180H136ZM212 179V180H211ZM232 179V180H231ZM235 179V180H234ZM240 179V180H239ZM91 180V181H90ZM151 180H153V179H151ZM69 181V182H68ZM70 181L72 182L71 184H70ZM85 181V182H84ZM93 181V182H92ZM120 181V182H121ZM136 181H138L137 183H136ZM209 181V182H208ZM232 181V182H231ZM234 181V182H233ZM239 181H240V183H239ZM37 182V183H36ZM58 182H60V184L58 183ZM68 182V183H67ZM87 182V183H86ZM91 182V183H90ZM212 182H215V183H212ZM20 183V184H19ZM64 183V184H63ZM90 183V184H89ZM105 183V184H104ZM130 183V184H129ZM149 183V182H148ZM217 183V184H216ZM232 183V184H231ZM50 184H52V185H50ZM57 184H58V186H57ZM63 184V185H62ZM86 185V186H84V185ZM93 184V185H92ZM134 184V185H133ZM239 184V185H238ZM60 185V186H59ZM80 185V186H79ZM83 186V188H82V186ZM101 185H103L102 187H101ZM108 185V186H107ZM214 185H215V187H214ZM230 185V186H229ZM232 185V186H231ZM48 186V187H47ZM57 186V187H56ZM69 186V187H68ZM88 186V187H87ZM92 186V187H91ZM113 186V187H112ZM134 186V188H132ZM216 186L219 188V190H218V188H216ZM228 186L230 187V191H232L234 188H233V186H236L235 187V189L232 191V193H234V195H232L233 197H231L234 201H235V204H237L238 205V207L236 208V209H233L232 211H231V204L229 203V201H228V199H225V197H224V193H226V192H223V189L225 190V191H227V192H229L228 190L229 189H227L228 188ZM85 187H87V188H85ZM90 187V188H89ZM112 187V188H111ZM232 187V188H231ZM94 188H96V189H98L97 190V192L100 190V191H102V195L104 196V197H102L103 198V200H98L99 198H97L98 196H95L94 197V195L97 193H95V191L94 190H96V189H94ZM164 188V186L162 187V189ZM199 188V187H198ZM54 189V190H53ZM58 189L60 190V192H61V190H63L64 191V193L65 194H63V196H61L60 195V192L58 191ZM79 189V190H78ZM93 190V192H92V190ZM103 189V190H102ZM131 189V190H130ZM136 189V190H135ZM165 189V188H164ZM227 189V190H226ZM56 190H57V192L58 193H56ZM85 190V191H84ZM110 190H112V191H110ZM138 190V191H137ZM52 191V192H51ZM56 193H54V192ZM63 191H62V193H63ZM80 191H81V193H80ZM91 191V194L89 193V192ZM140 191V192H139ZM221 191H222V193H221ZM77 192V194L75 195V193ZM88 192V193H87ZM131 192V193H130ZM134 192H136V194H138L137 196H136V194L134 193ZM173 192H174V189H173ZM61 193V194H62ZM141 193V194H140ZM57 194L59 195V197L57 196ZM73 194V195H72ZM85 194V195H84ZM89 194V195H88ZM98 194H99V192H98ZM101 194H99V196L101 195ZM105 194H107L106 196L107 197H109L110 196V199L108 200L107 199V197L105 198ZM226 194H228V193H226ZM71 195V196H70ZM97 195V194H96ZM101 195V196H102ZM113 195H115V197L113 196ZM141 195V196H140ZM217 195H219L220 197H217ZM238 195H240V196H238ZM254 195H258V194H256V193H254ZM254 195H251L250 197H249V199H250V201H253V202H255V201H257L258 200V197L257 198H255L256 196H254ZM55 196L56 197H58L57 199H60V200H56L55 199ZM73 196V197H72ZM86 196V197H85ZM88 196V197H87ZM90 196H93V197H90ZM101 196H100V198H101ZM111 196H113L112 197V199H111ZM130 196V197H129ZM139 196V197H138ZM185 196H186V198H185ZM67 197V198H66ZM74 197L75 198H77V199H74ZM78 197H79V199H78ZM127 197V198H126ZM223 197V198H222ZM51 198V203H50V201H49V199ZM83 198V199H82ZM91 198H93V199H91ZM254 198V199H253ZM28 199H30L31 201L30 202H28L27 200ZM73 199H74V202H73ZM80 199L81 200H83V201H80ZM85 199L86 200H88V202L87 201H85ZM105 199V200H104ZM177 199V200H176ZM224 199V200H223ZM47 200V201H46ZM62 200H65V201H62ZM71 200V201H70ZM76 200H77V202H76ZM78 200L80 201L79 202V204H77L78 203ZM95 200V201H94ZM127 200V201H126ZM226 200V201H225ZM264 200V199H263ZM44 201H45V208H47V207H49V206H51L52 207V209H51V211H50V213H49V216L51 217V216H54L53 215V213H54V210L60 205V203L58 204H56L55 203V201L57 202H64V205L62 204L61 206H64L65 208L66 207H70L71 209H72V211H74L75 213H76V221H75V217H73L71 214H75L74 212L73 213H69L70 211V208H66L65 210L67 211V212H65V214L66 213H68V214H66L64 217L65 218H61V220H63L64 219V221H65V225L63 226V227H61L60 225L58 226V225H54V228L53 229H46V219H45V222H44V218H43V220H42V224L40 223V226H35L34 228V233L32 234L33 236V239L32 240H30V241H26V242H23L22 241V239L24 238V235H26V234H24V232L25 231H29L31 228H32V224L31 223H26V222H22V219L23 220H28V221H30L31 222V219L30 218H33V217H35V216H37L38 217V215L37 214H35V206H33L32 205V203L31 202H36V204H40L41 205V207L44 205ZM90 201H91V203H92V205L90 204ZM111 201H113V203L115 202L116 204H114V206L116 205V206H118V205H123V208L125 209H127V211H129L130 213H126V214H122V215H118V214H116L117 212H115L114 213V211H112V209L111 208H109V207H111L110 206V204L112 203ZM117 201V202H116ZM129 201V202H128ZM132 201H133V203H132ZM228 201V202H227ZM83 202V203H82ZM86 202V203H85ZM96 202H98L97 204L94 203ZM103 204H101V203ZM104 202V203H103ZM165 202L167 203V199H165ZM183 202V203H182ZM212 202V203H211ZM214 202H216V203H214ZM238 202V203H237ZM29 203V204H28ZM50 203V204H49ZM69 203V205L68 206H66L67 204ZM71 203H75L74 205H75V209H76V211H78L79 213H80V211L79 210H81V213H83V214H81V216L78 214V212H76L75 210H74V206L72 205V207L70 206L71 205ZM85 203V204H84ZM137 203V204H136ZM242 203V204H241ZM49 204V205H48ZM56 204V205H55ZM82 204V205H81ZM85 205V207H84V205ZM130 204V205H129ZM227 204V205H226ZM240 204V205H239ZM244 204H245V202H244ZM55 205V206H54ZM81 205V206H80ZM88 207H87V206ZM94 205V207H92ZM97 205H101V206H105L103 209L101 208V207H99L98 209L95 207V206H97ZM111 205H113V204H111ZM128 205V206H127ZM230 206V208L229 207H227V206ZM262 205H263V207H262ZM262 205L260 206L261 208H259V210H256V211H258V212H262L263 210H264V201L262 202ZM47 206V207H46ZM77 206V207H76ZM239 206H240V208H239ZM54 207V208H53ZM60 207V206H59ZM98 207V206H97ZM146 207V208H145ZM80 208V209H79ZM82 208V209H81ZM136 208V209H135ZM218 208V209H217ZM238 208H239V210H238ZM241 208H242V211H240L241 210ZM108 210V212L106 211V210ZM228 209V210H227ZM89 210V211H88ZM98 210H100V211H98ZM131 210V211H130ZM236 210H237V212H236ZM104 211H105V213H104ZM160 213H159V212ZM238 211H240V212H238ZM255 211V212H256ZM112 212V213H111ZM136 212V213H135ZM158 212V213H157ZM46 213H48V212H46ZM101 213V214H100ZM106 213H108V214H110V215H108V214H106ZM114 213V214H113ZM164 213V214H163ZM248 213V214H247ZM251 213L253 214V215H251ZM71 216H70V215ZM113 214V215H112ZM130 214V215H129ZM137 214V215H136ZM148 214V215H147ZM246 214L248 215V216H246ZM127 215V216H126ZM146 215V216H145ZM256 215H258V214H256ZM161 216V215H160ZM258 216H262L263 217V219H264V211L262 212V213H259V215ZM66 217H69V218H66ZM122 217V218H121ZM126 217H127V219H126ZM137 217V218H136ZM39 218L40 219H42V217L41 216H39ZM52 218V217H51ZM74 218V219H73ZM80 218V219H79ZM117 218V219H116ZM142 218V219H141ZM69 219V220H68ZM79 219V220H78ZM123 219V220H122ZM125 219H126V221H125ZM134 219H136V220H138V222L137 221H135ZM206 219V220H205ZM209 219V221H207ZM67 220V221H66ZM117 220V221H116ZM120 220V221H119ZM206 221V225L204 224L205 222L204 221ZM121 221H125L124 223H122ZM135 221V222H134ZM188 221V222H187ZM180 222V223H181ZM198 222V223H197ZM204 222V223H203ZM209 222V223H208ZM219 222L221 223L220 225H219ZM262 222V221H261ZM116 223V224H115ZM184 223H186V224H184ZM189 223V224H188ZM208 223V224H207ZM20 224H23L22 226H20ZM182 224L180 225V226H182ZM218 225V226H217ZM256 225V224H255ZM107 226V227H106ZM121 226V225H120ZM214 226V225H213ZM100 227V228H99ZM105 228V229H103V228ZM184 227H182V229H183V231H184ZM195 227H194V224H193V229L196 231V229H195ZM205 227V228H204ZM215 227V228H216ZM219 227H222V229L221 228H219ZM244 227V228H243ZM113 228V227H112ZM180 227H178V229H179ZM214 228V229H215ZM231 228H232V230H231ZM37 229V230H36ZM177 229V230H178ZM198 229V230H199ZM213 228L211 227V230H212ZM25 230V231H24ZM103 230V231H102ZM186 230V229H185ZM189 230H190V228H189ZM188 230V231H189ZM218 230V231H219ZM93 231V232H92ZM178 231H180V230H178ZM204 231V230H203ZM104 232V233H103ZM157 232V233H156ZM89 233V234H88ZM91 233H93V234H91ZM116 233V234H117ZM159 233V234H158ZM81 234V235H80ZM115 234V235H116ZM162 234H164V233H162ZM181 234H182V232H181ZM152 235V236H151ZM187 235V232H185V233H183L181 236H184V237H182V241H183V244H181V242L179 243V244H181V245H184V243L186 244L187 242H191V237H189V236H186ZM29 236V235H28ZM160 236H162V235H160ZM163 236H165V234L163 235ZM162 236V239L164 238V239H166L165 237H163ZM178 236V235H177ZM234 236V237H233ZM82 237V238H81ZM211 237H213V238H211ZM233 237V239H231ZM31 238V237H30ZM87 238H88V240H87ZM78 239H80L79 241H78ZM118 239V240H117ZM154 239L152 240V241H154ZM161 239V240H162ZM163 239V240H164ZM178 239H180V238H178ZM177 239V240H178ZM231 239V240H230ZM142 240H143V238H142ZM141 240V241H142ZM150 239H149V241H151ZM177 240H175L176 242H177ZM181 240V239H180ZM179 240V241H180ZM202 240V239H201ZM234 240V241H233ZM156 241V240H155ZM175 241H174V243H175ZM193 241V240H192ZM102 242V243H101ZM121 242H124V243H121ZM150 243H152V245L150 244ZM178 243V242H177ZM223 243V244H222ZM226 243H229V245H227ZM28 244V245H27ZM179 244H177V245H179ZM64 245H65V247H64ZM186 245H188V243L186 244ZM190 245V244H189ZM240 245V246H239ZM2 246V247H1ZM27 246H30V247H27ZM175 246V245H174ZM185 246V245H184ZM67 247V248H66ZM236 247V248H235ZM177 248H179V249H177ZM207 248H208V246L206 245V248H203L204 250H207ZM12 251H11V250ZM94 249V250H93ZM97 249V250H96ZM161 249H162V252L163 253H161L160 251H161ZM192 249H195L194 247L192 248ZM216 249V248H215ZM10 250V251H9ZM14 250V251H13ZM185 250H189V251H186L185 252ZM236 250V252L234 253L233 251H235ZM19 251V252H18ZM86 251V252H85ZM167 251V250H166ZM195 251H196V249H195ZM25 252H31V254H32V257L29 259V260H27V259H24V258H20V256H18V255H16L17 253H20V254H22V253H25ZM85 252V253H84ZM168 252V251H167ZM238 252V253H237ZM84 253V254H83ZM164 253H165V255H164ZM188 253H190V255L188 254ZM65 254V255H64ZM119 254L120 255H123V256H125L124 257V260L121 262V261H109V259H115L117 256H119ZM204 254V255H205ZM237 254V255H236ZM142 255H144V257H146V259L145 258H142ZM168 255V256H167ZM229 255V256H228ZM230 255H233V256H230ZM240 255V256H239ZM167 256V257H166ZM235 256H237V257H235ZM249 258H248V257ZM44 257V258H43ZM174 257V256H173ZM230 257H231V259H230ZM235 258V259H233V258ZM138 258H140V259H138ZM181 258V259H182ZM185 258H187V259H185ZM236 258H237V260H236ZM84 259V260H83ZM120 259H122V258H120ZM172 259V260H171ZM181 259H180V261H181ZM182 259V260H183ZM249 259V260H248ZM22 260V261H21ZM186 260V261H185ZM244 260H245V262H244ZM29 261V262H28ZM41 261V262H40ZM125 261V262H124ZM168 261H170V262H168ZM247 261H248V263H247ZM121 262V263H120ZM186 262V263H185ZM232 262H230V264L232 263ZM242 262V263H241ZM234 263H232V264H234ZM207 264V263H206ZM209 264V263H208ZM213 264V263H212Z\"/></svg>","mask_w":264,"mask_h":264},{"label":"bare ground","instance_id":"bare-ground-1","mask_svg":"<svg viewBox=\"0 0 264 264\" xmlns=\"http://www.w3.org/2000/svg\"><path fill=\"white\" fill-rule=\"evenodd\" d=\"M33 1V4L30 6V5H27V3H28V1L26 0V1H24V0H18V1H12V2H10V5H13V8L10 10V9H8L10 6H7V5H3V6H0V19L1 18H6V17H11V20H9L11 23H14V25H16L17 26V28H18V38H19V35L20 36H25V37H23V39H25V40H21L20 41V43H18L17 41H18V38L17 37H15L16 35H15V33L12 31V29L13 28H10L11 29V35H10V33L8 34V32H9V30H8V32L5 34L3 31V29H0V32L2 31V33H4L5 35H8L9 36V40H11V39H13V38H16L17 40H16V42H13L14 40H12V41H7V43L5 42L7 39H8V37H7V39H5V37H4V35H3V42L1 41V37H0V76H1V74H4V76L2 75V78H0V79H3V77H4V80L6 81V77H8V76H5V73L3 72L4 70H5V72H6V74L8 73V74H11V77L12 78H14L15 79V75H17L18 77H16V79L13 81L15 84H16V82H19V81H22L23 79V77H21V73H19V72H15L18 68L16 67V65H17V62H16V65L15 64H13V66H15L14 67V69L15 68H17L14 72L15 73H19V74H15V73H13V71L10 73V67L12 66V63H14L15 61H14V59L15 58H17L18 59V56L17 55H19L20 56V58H21V55H26L28 52H27V50L31 53V51L33 50V49H43L44 51L46 50V49H48V52L50 51V52H52V53H48L47 51H45L46 53H48L49 54V57H51L52 56V54L54 53V55H56V57L57 58H54V59H60V62H58L60 65H61V67L64 69V72L66 73V68H67V71H69L68 72V74L70 75V78H71V80H69V78H67V77H69V75L67 74L66 76L67 77H65V76H62L61 74H62V72H63V69H62V71L60 72V70H59V68H58V66H57V68H58V70H57V72L59 71L60 72V76H59V74H57V75H52V77L54 76V79H52V77H51V79L49 78V76H46V77H44V78H47L46 79V81H45V83H46V85H48L47 86V89H48V87L50 88V92L52 93V91H53V96H52V94L49 92V89H48V91H46V89H43V90H41L40 89V87H39V89L41 90L40 92L41 93H43L44 91L45 92H47L46 93V95H48L49 93H50V95H48V97H53V99L55 100L54 101V103H53V100H52V102H51V104L53 103V106L52 107H50L49 105H50V103H46L45 102V104H46V106H47V110H46V108H45V110L48 112V114H46L47 115V117H48V115H50L49 114V112H51L52 110H55L56 108V104L58 105L59 103H61V101H70V100H77L76 102H75V106L76 107H74V106H71V108L72 109H78L77 110V113L78 112H80V110L83 108L82 107V105L84 104V100H85V98H89V100H93V99H91V98H94V97H96V96H98L99 94V92L96 94V96H91L92 94H94V93H96L97 91H101V89L103 88V87H108V86H116L117 85V83L116 82H118V83H120V81H127V84H125L126 85V91L124 90V92L125 93H127L128 92V94L130 95H128V97H131V98H134L133 100V102L131 101H129V100H127V102H128V105H129V103H130V106H133V104H135L134 102H136L138 99H140V100H144L143 101V104L144 105H146L145 104V100H146V93L147 92H149V91H146V89H145V87L143 86V84H140V83H138L137 84V82H138V78L139 77H137V76H140V77H142V78H145V77H143L145 74H144V72L146 73L148 70H150V71H152L153 70V72H155L154 70L155 69H157V68H159V69H161V68H163V72H164V69L166 70L165 72H167V68L168 67H166V66H169V64H171V62H172V60L174 61L175 59H176V57H175V59H172V58H174V54L178 57L177 59H176V62H174L177 66H175L176 67V70L174 69V68H172L171 67V69H169L170 71L172 70V69H174V70H172L171 71V73H169V72H167V74L165 75V77H162V76H164L163 74L161 75V77L159 78V80H155L154 82L156 83L155 85L157 86V88H163V86H166V84L165 85H163L164 84V81H163V83L161 82V80H163V78H165V82L167 81V75H169L170 77H171V75H173L172 76V78H174L175 76H174V74H172V72L173 73H176V74H180V73H178L179 71H181V72H183V73H185L183 70H186L187 68H189L190 67V65H191V67H192V64L193 65H195L194 66V68H191V70L190 71H188L189 73L187 74V73H185L187 76L186 77H188V78H186L185 80L181 77V76H177V78L178 79H180V78H182L181 80H178V79H176V78H174V79H176L175 81H173L172 80V78H169V81H167V82H170L171 83V81H173V85L175 84V83H184L183 85L184 86H182V89H184V87H185V84H186V86H187V88L185 89V91H183L182 89V91L179 89V88H177L176 86H174L173 87V89H175V91H179V92H175V93H173V97H175V96H178V98L181 96V98L183 99V98H185V96L186 95H189L188 93L190 92V94L191 93H194V92H197V90H202L204 87L206 88V90H203L202 92L204 93V91H206L205 92V94L204 95H201L199 98H198V100H200V102H201V100L202 99H205L206 100V98H208L207 100H209L210 102H212L213 104V106L211 105L210 106V108L211 107H213L212 108V110H210V112L208 111L207 113H202V116L203 117H201L202 118V120H204V122L206 123V124H213L214 126L215 125H218V123L217 122H221V126H222V124H223V126H225V124H231V122L233 123V125H234V123H235V125H237L236 123V121L238 120V119H236V118H239L240 120L239 121H241L242 122V124H246L245 126H246V130H248V131H246V132H243V133H247L246 135L245 134H243V133H240L238 136H240L241 134H243L245 137H242V138H244L245 140H244V142H242V141H240V140H238V138H235V139H237L240 143L242 142V145H240V143H239V145H237L238 143L234 140V138H232L233 139V142H235V143H237L235 146L233 145V142H232V144H230L231 143V139H230V141L228 142V140H226V143L228 142V144H230V146L229 147H226L225 145V147L226 148H224V149H227L226 150V153H224V152H222V153H224L223 155L224 156H228V157H226L227 159H226V161H224V162H227V163H225V166H227L228 164L230 165H228L227 166V170H229L230 168H228V167H231V168H234V167H236V168H239L240 169V171H241V174H242V177L240 176V178H241V183H240V181H239V183H240V185H241V187H239V186H233V188L235 189V187L236 188H241L240 190V192L239 193H241V197L243 198V205H242V207H243V209H244V212H253V210L252 209H254V214H255V216L250 220V218H245V219H247L246 221H252L253 223L252 224H248V227H247V225H246V228H244L243 229V233H244V235L246 236V238H245V242H246V246H247V248L249 249V252H250V254L252 255V257H253V259L252 260H250L251 261V263H252V261H255V262H257V264H264V219H263V217L262 216H258L259 215V213H262V212H258V211H256V210H259V208H261L260 206L262 205V202L264 201L263 199H264V159H263V152H264V106H262L260 103H258L257 101V104L255 103V106H259L260 107V109H259V112H260V115H256V114H253L250 110H249V104H250V102H248V101H245L246 99L244 98V100H243V97H242V99L240 98V95H241V93H243V94H245V87H243L245 84H246V80L248 79L247 77H248V72H246V78H245V76H241L240 77V74H242L241 72H242V70L241 69H243L244 70V72H245V68H246V70L248 69L247 67L250 65V63H251V57H250V55H251V53H252V50H250V48H246V50H244V48H243V50H242V52L238 55L239 57H238V59L235 61V59L233 58V53H231L229 50H231L232 51V49H234L235 50V48H236V45H235V43H234V40H233V38L231 37V35H229L230 37L228 38H226L225 40H224V42H222L221 40H223L224 38L223 37H221V34L223 33V32H221L220 30L221 29H219V27H217V26H213L212 25V23L210 22V21H208V20H206L203 16H204V13H202L201 12V10L199 11V10H197V9H193V11L188 7V5H190V4H188L187 2H182V4H181V6H179L178 4L180 3H178L177 4V6H176V3L174 2V0H31V2ZM30 2V1H29ZM178 2V1H177ZM257 2V1H256ZM31 4V3H30ZM188 4V5H187ZM183 5V6H182ZM167 6H170V12L171 13H173L172 14V16L170 17L169 15V17L168 16H166L165 17V15L166 14H168L169 12H166V14H165V12H164V10L166 9V8H169V7H167ZM191 6V5H190ZM37 7V8H36ZM165 7V8H164ZM193 8V7H192ZM168 11V10H167ZM32 12V13H31ZM197 14H199L200 15V17H202V18H200V20L202 19V21L199 23V21L197 22L196 20H195V15H197ZM171 15V14H170ZM88 17H90V20H89V18ZM85 18H87L88 20H84ZM1 21V20H0ZM218 21H220V20H218ZM3 21H1V23H2ZM96 22H98V23H100V22H102V23H100V24H102V27L103 26H105V27H114L115 26V28H113L114 30H110L111 31V34H107L106 33V36L108 35V37H106L105 36V33H103L104 34V38L105 39H107V49L109 48V50H107L108 51V57H107V54H104L103 53V55H105L106 57H107V61H109L108 63V66H106L107 65V63L105 64L104 62V60L106 59V58H101L102 59V61L100 60V58L99 57H97V58H99V59H96V58H94L95 57V55H93V54H88L85 50H83V48H82V44L83 45H86L85 43H82V42H84V41H90L92 38H95L94 37V34L96 33V30L98 29L97 27H100V25L98 26L97 25V23ZM197 22V23H196ZM0 23V24H1ZM6 23V22H5ZM8 24V23H7ZM220 24V23H219ZM95 25H96V27H95ZM226 25V24H225ZM1 26H5V24H3V25H1ZM0 26V27H1ZM7 26V25H6ZM117 27V28H116ZM223 27V26H222ZM2 28V27H1ZM4 28V27H3ZM227 28H230V26H228ZM100 29V31H101V27L99 28ZM99 29H98V33H100L99 32ZM110 29H112V28H110ZM225 29V28H224ZM231 29V28H230ZM7 30V29H6ZM109 30V29H108ZM227 30V29H226ZM225 30V31H226ZM112 31H117L118 32V34L116 33H114L115 35H113V33H112ZM223 31V30H222ZM103 32V31H102ZM101 32V33H102ZM105 32V31H104ZM231 32H233V31H231ZM2 33H0V35L2 36ZM13 33V34H12ZM98 33H96V34H98ZM100 33V34H101ZM102 34V35H103ZM14 35V36H13ZM233 35V34H232ZM10 36H12L13 38H11ZM98 36H99V34H98ZM223 36H225V34L223 35ZM22 37H20L19 39H21ZM99 37H101V35L99 36ZM99 37H96L97 39V41H99ZM103 37V36H102ZM236 37V36H235ZM101 39V38H100ZM5 40V41H4ZM102 40H103V38H102ZM93 41L95 42V39H93ZM235 41H238L237 39L235 40ZM103 42V41H102ZM98 43V42H97ZM95 44V43H94ZM101 44V43H100ZM103 44H105L104 42H103ZM186 44V46H184ZM102 45V44H101ZM234 46H235V48H234ZM87 47V46H86ZM99 47V46H98ZM103 47H105L106 48V45L105 46H101V48H103ZM186 49H185V48ZM187 47L188 48H190L189 50H187ZM97 48V47H96ZM100 48V49H101ZM183 48H184V50H186L187 52H188V58H187V60L188 61H184L185 60V58L187 57L186 56V54H187V52L186 51H184L183 50ZM242 48V47H241ZM55 49H56V51H55ZM87 49V48H86ZM42 50V51H43ZM105 51H106V49H104ZM181 50V51H180ZM182 50H183V52H182ZM237 50V49H236ZM91 51H92V49H91ZM101 51V53L103 52L102 50H100ZM93 52V51H92ZM95 52H97V51H95ZM182 52V53H181ZM26 53V54H25ZM43 53V52H42ZM86 53V54H85ZM100 53V54H101ZM183 53L185 54V55H183ZM38 54V53H37ZM36 54V55H37ZM39 54H40V52H39ZM99 54V53H98ZM97 54V55H98ZM232 54V55H231ZM35 55V54H34ZM43 55V54H42ZM42 55H41V57H42ZM110 55V56H109ZM232 57H231V56ZM29 56H30V54H29ZM29 56H23L22 58H25V59H22V61L23 60H25V61H27V60H29L30 58H29ZM98 56H100V55H98ZM104 56V57H105ZM185 58H184V57ZM191 56V57H190ZM15 57V58H14ZM31 57V56H30ZM38 57V56H37ZM111 57H114L113 59L115 60H113V59H111ZM170 57H171V60H170ZM236 58H237V56H235ZM14 58V59H13ZM19 58V60H21ZM29 58V59H28ZM39 58V57H38ZM44 58V57H43ZM108 58H110L111 59V61L110 60H108ZM183 58H184V60H183ZM12 59H13V62H12ZM17 59H15L16 61H17ZM45 59V58H44ZM52 59V58H51ZM34 60V59H33ZM36 60V59H35ZM49 60H50V58H49ZM96 60V61H95ZM113 60V61H112ZM171 62H170V61ZM194 62H192V61ZM25 61H24V64H25ZM48 61V60H47ZM53 61V59L51 60V62ZM59 61V60H58ZM106 61V62H107ZM177 61H179L178 62V64H177ZM12 62V63H11ZM28 62V61H27ZM112 62H114V63H111ZM236 62H237V64L239 63V68H237V64H236ZM22 62H20V64H21ZM49 63V62H48ZM54 63H56V62H54ZM53 62L51 63V64H53L52 66H50V64H49V66L48 67H50V68H48L47 67V65H44V66H46L47 67V70H46V67H44V70L42 69V71H39L40 69H39V67L37 68V69H39V70H37V71H39V73L40 74H43L44 72L43 71H46L45 73L47 74V72L49 71H51L52 69L51 68H53V67H55V65H57V64H54ZM19 64V63H18ZM102 64L104 65V66H102ZM175 64H172V66L173 65H175ZM234 64H236L235 65V67H233V65ZM208 66V65H210V66H212L213 67V69H214V71H212V74L211 75H208V76H206L205 74H201L200 72V74L201 75H205L204 76V79H202L198 74V68H199V71L201 70V68L202 67H204V66ZM241 65H243V67L244 68H242L241 67ZM12 66V67H13ZM17 66H19V68H21L20 67V65H17ZM22 66V65H21ZM42 67V66H41ZM233 67V68H232ZM207 68V67H206ZM205 68V69H206ZM234 68H237L238 70H239V73H238V71H235V70H237V69H234ZM12 69V68H11ZM23 69V68H22ZM51 69V70H50ZM55 70H56V67L54 68ZM158 69V70H159ZM181 69V70H180ZM203 69V68H202ZM211 69V68H210ZM55 70H53L54 71V74H55ZM178 70V72H176ZM19 71V70H18ZM37 71H34V72H32L33 74H31V75H33V77L35 76L34 75V73L36 72L37 73V75H38V72ZM52 71V72H53ZM149 71V72H150ZM233 71H235L234 73H233ZM248 71V70H247ZM28 72V71H27ZM27 72H26V74H27ZM43 72V73H42ZM63 72V73H64ZM83 72H84V74H83ZM149 72H148V74H149ZM157 72V71H156ZM164 72V73H165ZM211 72V71H210ZM13 73V74H12ZM35 73V74H36ZM44 73V74H45ZM169 73V74H168ZM238 73V74H237ZM15 74V75H14ZM26 74H24L25 76H26ZM30 74V73H29ZM44 74H43V76H44ZM86 74H88V75H86ZM141 74H143V76H141ZM152 74V73H151ZM151 74H149V75H151ZM243 74H245V73H243ZM23 75V74H22ZM51 75V74H50ZM84 75V78L83 79H81V77ZM158 74H156V76H157ZM180 75H182V73L180 74ZM184 75V74H183ZM15 76V77H14ZM152 76H153V74H152ZM168 76V77H169ZM9 77H10V75H9ZM28 77V76H27ZM36 77V79H38L39 77H37V76H35ZM34 77V78H35ZM65 78L64 80H66L65 81V83H63L64 81H63V79L61 80L60 78V83L58 84V80L59 79H57V78ZM135 77H137L136 79H135ZM150 77V76H149ZM148 76H147V78H149ZM184 77H185V75H184ZM195 78L194 79V81H193V78ZM26 78V77H25ZM31 78V77H30ZM29 77H28V81L25 83V80L24 81H22V83L21 84H24V86H26V89H24L25 91L27 90V87H29V88H32L30 85L34 82V85H32L33 86V88L35 89V82L37 81L36 79H34V80H36V81H34V80H32V78L30 79ZM43 77H40V80H38L39 82H40V84H41V81H44L43 79H42ZM56 78V79H55ZM73 78V79H72ZM146 78V79H147ZM204 81V84L201 82V79ZM19 79H21V80H18ZM29 79L31 80L30 81V83H28L29 82ZM139 79H141V78H139ZM156 79H158V78H156ZM170 79H171V81H170ZM200 79V80H199ZM8 80V79H7ZM12 79L10 78V80H8L9 82L11 81ZM17 80V81H16ZM50 80H52L51 82L53 83V86L52 85H50L51 84V82H50ZM197 80V81H196ZM5 81H3V82H5ZM36 82V83H38V85L39 86H41L40 84H39V82ZM55 83H54V82ZM62 81V82H61ZM144 81V80H143ZM158 81H160L159 82V85H157V82ZM50 82V83H49ZM150 83H147V84H151V82L152 81H149ZM154 82H153V84H154ZM166 82V83H167ZM199 82V83H198ZM13 83V84H14ZM20 83V82H19ZM17 84L18 85V87H20V88H22V86H20V84ZM27 83H28V86H27ZM49 83V84H48ZM57 83V84H56ZM62 83V84H61ZM245 83V84H244ZM0 84H1V80H0ZM4 84V83H3ZM7 84V83H6ZM5 84V86H0V87H4V89H7V88H5L6 86L8 87H10V83H8V85H6ZM11 84H12V82H11ZM12 84V85H13ZM14 84V88H15V85ZM43 84H44V82L42 83V87L44 88V86H43ZM56 84V85H55ZM199 84H203V85H205L204 87L202 86V87H199L200 85ZM2 85V84H1ZM60 87H59V86ZM125 85L123 84V85H121V83H120V88H118L119 87V84H118V87H117V90L116 91H118V90H120L121 91V89L123 90L124 88H125ZM155 85H150L151 87L152 86H155ZM172 85V84H171ZM171 85H169V86H171ZM176 85H179V84H176ZM149 86V85H148ZM156 86H155V88H156ZM168 85L166 86V88L167 87H169ZM180 86V85H179ZM178 86V87H179ZM246 86V85H245ZM18 87H16L15 89H17ZM54 87H56V89L54 90L53 88ZM124 87V88H123ZM14 88L12 89V87L10 88V90H12L11 92H13L14 91ZM23 88H25V87H23ZM36 88H37V85H36ZM166 88H163V89H166ZM170 88V87H169ZM169 88L168 89H166V92H168V90H169ZM181 88V87H180ZM1 89V88H0ZM3 89V88H2ZM9 89V88H8ZM7 89V90H8ZM19 89V88H18ZM17 89V90H18ZM38 89V88H37ZM128 89V90H127ZM143 89L146 91V93H142L141 91H143ZM154 89V88H153ZM163 89H159L160 90V92L163 90ZM21 89H19V91H17V92H21L20 91ZM109 92H107V93H110V91L111 90H109V89H107ZM148 90V89H147ZM2 92H7V91H3V90H1ZM35 91H36V89H35ZM43 91V92H42ZM105 91L106 90H104V91H102L101 93H100V95L99 96H104V95H102L103 94V92L105 93ZM120 91H118L119 93H120V95L119 96H121V94L123 93H121ZM136 91H138V93H134V92H136ZM172 91V90H171ZM8 93L7 92V94H12V93ZM27 92V91H26ZM49 92V93H48ZM170 92V91H169ZM168 92V93H169ZM199 92V91H198ZM16 93V91L14 92V94ZM36 93V92H35ZM150 93V92H149ZM167 93V94H168ZM178 93V94H177ZM200 93H201V91H200ZM13 94V95H14ZM20 94V93H19ZM116 94V93H115ZM124 94V93H123ZM122 94V95H123ZM163 94V93H162ZM176 94V95H175ZM240 94V95H239ZM0 95H1V93H0ZM3 95V97H5V93L4 94H2ZM1 95V96H2ZM13 95H11L12 97H13ZM46 95H45V98H46ZM54 95H55V97H54ZM95 95V94H94ZM111 95H112V93H111ZM117 95V94H116ZM133 95V96H132ZM166 95V94H165ZM170 95V94H169ZM180 95V96H179ZM7 96V95H6ZM10 96V97H11ZM16 96H18L17 94H16ZM21 96V99H22V95H20ZM44 96V95H43ZM98 96V97H99ZM108 96V95H107ZM106 96V101L108 100V98L110 99V101L114 98L115 99V101H111V103L113 102H115V103H117V102H121L122 100H120L119 98L118 99H116V97H113L112 99L110 98V97H107ZM162 96H164V95H162ZM161 96V97H162ZM197 96H199V95H194V98H195V100L197 99L196 97ZM244 97L245 96H247V95H243ZM14 97H15V95H14ZM29 97V96H28ZM98 97H96V98H94V99H98ZM117 97H118V95H117ZM167 97V96H166ZM173 97H170V98H172L173 99ZM6 98V97H5ZM26 98V97H25ZM84 99V100H80V99ZM100 98V97H99ZM130 98V99H131ZM169 98V97H168ZM176 98V99H175ZM174 98V101H176V102H179L180 101V103L181 104H177V103H175V104H177V106L176 107H183V106H185V104L184 103H186L187 105L189 104L190 106L189 107H191V109H189L188 107H187V109H189V111L190 110H192L193 108H197V111H198V113H200L201 111H200V109H201V107H202V109H203V105H202V103L201 104H199V103H193L192 101H189V100H177V97H175ZM190 98V96H188V98H186V99H189ZM16 99H17V97H16ZM21 99H19L20 100V102L22 101ZM100 99H102V97L100 98ZM99 99V100H100ZM121 99H123V97L121 98ZM250 99H252V98H250ZM24 100V99H23ZM35 100V99H34ZM80 100V101H79ZM89 100H86V102H85V106L88 108L89 106V109L90 108H92L93 107V105H90L91 103H92V101H89ZM98 100V101H99ZM117 100V101H116ZM119 100V101H118ZM140 100H138L137 102H140ZM163 100V99H162ZM33 101V100H32ZM40 101V100H39ZM50 101H51V99H50ZM78 101L79 102H81L80 104L78 103ZM142 101H141V103H142ZM183 102V104H182V102ZM249 101H251V100H249ZM17 102V101H16ZM19 102V101H18ZM19 102V103H20ZM24 102V103H23ZM22 103H20V107L21 108H24V106H26V103H25V101H23ZM26 102H27V100H26ZM88 102H89V104H88ZM91 102V103H90ZM99 102H101L102 103V101H99ZM109 102V101H108ZM119 102V103H120ZM127 102H126V104H127ZM204 102H207V101H204ZM220 102H222L223 103V105L222 106H220V107H218L217 105L220 103ZM10 103V102H9ZM12 103V102H11ZM29 104H30V102H28ZM42 103V102H41ZM44 103V102H43ZM77 103L80 105V106H78L77 105ZM110 103V102H109ZM147 103V102H146ZM160 102H158L157 101V103L155 102V105L157 104H159ZM174 103V102H173ZM172 103V104H173ZM18 104V103H17ZM23 104H25L24 106H23ZM36 104V103H35ZM73 104V103H72ZM126 104L124 103V105H123V109H124V107H126L125 108V110H127V111H124L126 114H127V112H129V113H131L132 114V116H134L135 114H136V112H135V109H134V111H133V109H132V111L134 112V113H132V111H131V109H130V111H128V105L126 106ZM166 104V103H165ZM193 106H192V105ZM194 104H197V105H194ZM263 104V103H262ZM23 107H22V106ZM37 106H39V104H36ZM96 105V104H95ZM102 105H104V103H102ZM153 104L151 103V105L149 106V103H147V107H146V109H145V111H147V113L146 112H144V113H142L141 112V114L143 115V114H146V115H148V110L149 111H151L150 109H151V107H153L152 106ZM169 105V104H168ZM183 105V106H182ZM215 105V106H214ZM264 105V104H263ZM19 106V105H18ZM45 106V107H46ZM84 106V105H83ZM92 106V107H91ZM129 106V107H130ZM255 106H253V109H254V107ZM40 107H43L44 108V105L42 104V105H40ZM59 107H61V108H59ZM59 107H57V108H59L61 111H65V113H68L67 114V116L69 115V117H65L66 119H64L63 117H62V115H60L58 112V110H56V113L55 114H58V116H59V118H58V116H55V114H53L56 118H55V120H60L61 121V123L60 124H62V127L66 130L67 128H70V127H73L74 125H76V122L74 121V115H76V114H73V112H75V111H73L72 112V110H70V109H66L65 108V106H59ZM100 106H98V108H99ZM105 108H106V106H104ZM168 107V106H167ZM217 107V108H216ZM263 107V108H262ZM0 108H2V109H0V110H3L1 113H4V112H6V110L5 109H3V107H0ZM28 108V107H27ZM26 108V110H28L27 112L29 113L30 111L32 112V109H30V108H28L27 109ZM52 108V109H51ZM68 108V107H67ZM121 109H122V107H120ZM132 108V107H131ZM159 108V107H158ZM184 108V107H183ZM200 108V109H199ZM262 108V109H261ZM11 109V108H10ZM29 109H30V111H29ZM35 109H37V107L35 108ZM40 109V108H39ZM38 109V110H39ZM49 109H51V111L49 110ZM64 109V110H63ZM83 109H85V108H83ZM89 109H88V113H87V111H84V110H81V112H82V114H80V113H78V114H80V117L82 116V120H84V121H86V119H91V117H89V116H92V114L93 113H95V111L93 112L92 111V109H90V111H91V113L89 114ZM199 109V110H198ZM205 109V108H204ZM203 109V110H204ZM207 109V108H206ZM215 109H218L219 111H218V115L219 116H214V117H212V116H210V113H214V111H215ZM251 109V108H250ZM256 109V108H255ZM5 110V111H4ZM23 110V109H22ZM37 110V111H38ZM152 110H153V108H152ZM173 110H176L177 111V108H175V109H173ZM178 110H180V108H178ZM182 110V111H181ZM180 111H179V116H178V114L176 115V117L178 116L179 118H180V114L181 113H183V109H181ZM194 110V109H193ZM8 111V110H7ZM18 111H19V109H18ZM23 111H25V109L23 110ZM22 111V112H23ZM36 112V113H38V112H40V111H42L41 109H40V111H36V110H34L33 109V112ZM45 111V113H47ZM60 111V112H61ZM96 111L98 112V111H100L99 109H96ZM103 111V110H102ZM101 111V112H102ZM104 111H106L105 109H104ZM154 112H157V109H154L153 110ZM186 111V110H185ZM188 110H187V113L189 112ZM254 111V110H253ZM257 111V110H256ZM87 114H86V113ZM96 112V114H93L94 116H92L93 118V120L94 119H96V118H98L97 117V113ZM114 112V111H113ZM124 112H122V114L124 115ZM0 113V114H1ZM16 113V112H15ZM18 113V112H17ZM20 113V112H19ZM27 113V114H28ZM36 113H34V116H36L37 114ZM43 113H44V110H43ZM45 113L44 114H42V115H44V117L45 118H47L46 117V115H45ZM51 113H53V111L51 112ZM115 113H118V115L120 116V112L118 111V112H115ZM114 113V114H115ZM150 113H152V111L150 112ZM149 113V114H150ZM159 115H160V110H159ZM158 113H156V115L158 114ZM162 113V112H161ZM189 113H191V111L189 112ZM7 114H9V113H7ZM12 114V113H11ZM22 114V113H21ZM31 114V113H30ZM100 114L101 113H99V116H100ZM113 114V115H114ZM125 114V115H126ZM130 114V115H131ZM4 115V114H3ZM3 115H2V117H3ZM22 115H24V112H23V114ZM25 115H26V113H25ZM32 115H33V113H32ZM85 115H86V117H85ZM89 115V116H88ZM138 115V114H137ZM159 115H157V116H159ZM194 115V114H193ZM9 116V115H8ZM16 115H14V118H13V121H15V118H17V117H15ZM19 116V115H18ZM26 116H28V115H26ZM30 116V115H29ZM50 116H52V114L50 115ZM84 116V117H83ZM87 116L89 117V118H87ZM116 116V115H115ZM119 116H116L117 118L119 117ZM132 116H130V118H132ZM165 116H166V113H165ZM169 116H171V115H169ZM231 117V119H230V117ZM21 117H23V116H21ZM33 117V116H32ZM32 117H30V118H32ZM42 120H40L39 118ZM38 117L36 116V118H35V121H30V122H36V121H41V122H36V123H34V125H36V127H33V125H32V123L30 124H27V129H29V131L30 132H28V130L27 129H25L24 127H25V123L22 125L23 126V128H24V130H22L23 128L22 127H19V126H21V124H19V126H17L18 125V123L16 124L15 122H17V121H15V122H13L14 124H15V130L16 131H18L17 129L19 128V131H21L22 130V133L23 134H26L27 136H25V137H27L26 138V140H23V141H27V139H32V138H34V136L35 135H37L34 131H32V132H34L33 134H35V135H33V134H31L30 135V137H29V135H28V133L30 134L31 133V130H33V128H34V130H35V128H36V130H37V133H41L42 131L43 132H46V131H44V130H40L39 132H38V130H39V128H41L42 127V125H39V124H43V128L42 129H44V127H46V128H48V130L51 128V124H50V122L51 121H49V120H51L50 118H52V117H48L47 119H48V121L49 122H47L46 121V125L44 124V122H45V118H44V120L41 118L42 116L40 115V113H39V115H38ZM62 117V118H61ZM95 117V118H94ZM116 117H114L115 118V120H114V118H112V117H110L109 119H108V117L104 120L105 121V123H104V121L102 120L101 121V118L103 119V117H101L100 118V125L99 124H97V122H96V120H98V119H96V120H94V123H96L97 124V127L98 128H96V130H98L99 129V126L101 127V124L103 125V123H104V125H106V126H102V127H104V131H107L108 130V124H110V122L112 123V125L114 126L116 123H114V122H118L119 123V121H121V120H123V119H121V118H118V119H120V120H118ZM134 117H139V116H134ZM168 117V116H167ZM4 118H6V116H4L2 119H4ZM20 118V116L18 117V119ZM29 118V119H30ZM85 118V119H84ZM148 118V117H147ZM149 118H150V115H149ZM168 118H170V120H171V117H168ZM201 118L199 117V122L201 121ZM2 119H1V121H2ZM21 119V118H20ZM25 119V118H24ZM26 119H27V117H26ZM39 119V120H38ZM46 119V120H47ZM53 119V118H52ZM62 119H64V120H62ZM153 119V118H152ZM159 120V123L160 124H158L157 122L155 123V124H150V126L149 127H151L152 125V135H154V133H155V136L157 135L158 136V134L159 133H161L162 134V132H157V130H158V127L159 126H162L161 124V122H160V120H162L163 118L161 117V116H159V118H158ZM166 119V118H165ZM229 119L231 120V121H229ZM234 119H236V121H234L233 122V120ZM12 120V119H11ZM23 120V119H22ZM34 120V119H33ZM81 120V121H82ZM108 120H111L110 122L108 121ZM114 120V121H113ZM146 120V119H145ZM192 120L194 121V119L192 118ZM3 121H5V120H3ZM6 121H7V118H6ZM24 121V120H23ZM53 121V120H52ZM88 121V120H87ZM86 121V122H87ZM90 121V120H89ZM98 121V122H99ZM142 121V120H141ZM140 120H139V122H141ZM149 120L147 119V122H148ZM156 121H157V118H156ZM172 121V120H171ZM171 121H169L171 124H172V126H173V123L171 122ZM195 121H197V119L195 118ZM9 122V125H11L10 124V120L8 121ZM7 122V123H8ZM19 122H22V121H19ZM146 122V123H147ZM150 123H151V121H149ZM154 122V121H153ZM152 122V123H153ZM176 122V124H177V121H175ZM189 122V121H188ZM228 122H230V123H228ZM2 123V122H1ZM4 123V124H3ZM2 124L3 125H5V123L6 122H3ZM6 123V124H7ZM48 123V124H47ZM56 123V122H55ZM59 123V122H58ZM58 123H56V124H58ZM91 123V122H90ZM121 123V122H120ZM119 123V124H120ZM135 122H133V124H134ZM185 125H186V122L184 121L183 122ZM189 123H191V125L192 124H194V123H192V122H189ZM189 123H187V124H189ZM56 124H55V126H56ZM96 124H94V127H96L95 125ZM128 124H130V123H128ZM132 124V123H131ZM139 124V125H138ZM142 124L143 123H138V121H137V123H136V125L138 126V127H140V126H142ZM171 124H169L168 126H169V128L170 127H172L171 126ZM175 124V123H174ZM240 124V123H239ZM238 124V125H239ZM242 124H241V126H242ZM28 125H32V126H29L28 127ZM38 125L39 126H41V127H38ZM49 125H50V127H49ZM99 125V126H98ZM120 125H123L122 123L120 124ZM120 125H116L117 127L116 128H118ZM136 125H133V128H134V126H136ZM144 125V124H143ZM155 125V126H154ZM159 125V126H158ZM178 125V124H177ZM233 125H232V127H233ZM235 125H234V127H235ZM238 125H237V127H238ZM0 126H2L1 124H0ZM8 126V125H7ZM6 126V127H7ZM14 126V125H13ZM13 126H12V130H13ZM129 126H131V125H129ZM145 127H147V125H144ZM166 126V125H165ZM196 126V125H195ZM208 126V125H207ZM213 126V127H214ZM222 126V129L224 130V129H226V131L225 132H227L228 130H230L231 129V127H229V125H227V126H225V128ZM231 126V125H230ZM33 127V128H32ZM62 127H61V129H62ZM89 128H91V126H88ZM94 127H92V128H94ZM109 127H111V124H110V126ZM122 126H120V128H121ZM124 127H127L128 128V126H124L123 125V128H121V129H123V131L125 130V132L127 133V135H128V137L127 138H131V139H128V140H133V142L135 141L134 139H138V138H140L139 136H141V134H139V133H137L136 135H137V137L135 138L133 135V137H134V139H133V137L130 135V133H134V131H135V129H139L138 127L136 128L135 127V129H133V128H131L132 130H131V132H130V128H125L124 129ZM143 127V126H142ZM163 127V126H162ZM167 127V126H166ZM176 127L177 126H175L174 128L175 129H171L170 128V130L171 131H169V132H172V130H173V133H176L177 131H176ZM229 127V128H228ZM2 128V127H1ZM0 128V129H1ZM22 128V129H21ZM32 128V129H31ZM141 128V127H140ZM156 128H157V130H156ZM159 128H161V127H159ZM181 128V127H180ZM192 128V127H191ZM190 127L188 128L187 126L185 127V129L183 128V130H180V131H178V132H180V134H181V137H180V134H178V132H177V134H175L176 136H174L173 135V137H172V134L173 133H170L171 134V137H172V139H174V141H175V139L176 138H178L179 137V143H181L182 141L180 140V138L182 139L183 137H186L187 136V138L189 137V139L188 140H192V139H194V138H196L197 137V132H196V134H194L195 133V131H194V133H193V135H194V137L192 138V139H190L191 137L189 136L190 135V131L191 130H189V129H191ZM193 128L195 129L196 127H194L193 126ZM220 129H221V127H219ZM236 128V127H235ZM5 128L3 127V130H4ZM10 128H7V131L9 132V134H11L10 133V131L11 130H9ZM21 129V130H20ZM31 129V130H30ZM60 129V130H61ZM87 129V128H86ZM86 129H84L85 131H86ZM128 131H127V130ZM141 129H145V128H141ZM141 129H140V131H141ZM208 129V128H207ZM228 129V130H227ZM238 129V128H237ZM244 129V128H243ZM2 130V132H4ZM27 130V131H26ZM35 130V131H36ZM83 130V129H82ZM82 130H80V131H82ZM92 130V129H91ZM91 130H89V132L91 131ZM95 130V129H94ZM100 130V129H99ZM175 130V131H174ZM186 130H187V132H186ZM189 130V131H188ZM232 130H233V128L231 129V132H232ZM6 131V130H5ZM6 131V132H7ZM28 132V133H26V132ZM55 131H57V129L55 130ZM54 131V132H55ZM67 131V130H66ZM74 131H76V129H74ZM139 131V132H140ZM160 131V130H159ZM163 131H165L164 129H163ZM181 131H182V133L184 134V135H182V133H181ZM197 131H198V126H197ZM234 131V130H233ZM243 131V130H242ZM1 132V131H0ZM5 132V133H6ZM59 132V131H58ZM57 132V133H58ZM92 132V131H91ZM98 132V131H97ZM128 132H129V134H128ZM137 132H138V130H137ZM166 132V131H165ZM185 132V133H184ZM193 132V131H192ZM201 132V131H200ZM200 132H198L199 134L198 135H201L202 136V134L200 133ZM16 133H18V132H16ZM56 133V132H55ZM56 133V134H57ZM69 133V132H68ZM80 133V132H79ZM83 133H85L84 131H83ZM82 133V134H83ZM104 133V132H103ZM111 133V132H110ZM167 133H168V131H167ZM186 133H188V134H186ZM236 133H238V131L236 132ZM70 134H71V132H70ZM69 134V135H70ZM88 134V136H89V133H87ZM94 134V133H93ZM99 134V133H98ZM138 134H139V136H138ZM186 134V135H185ZM68 135V134H67ZM66 135V136H67ZM85 135H86V133H85ZM84 134H83V136H82V139L85 137L86 139H83V142L82 143H84L85 141H90V143H92V145H90V146H88L89 148L88 149H90V147L92 146V149L94 148V147H96L97 145V143H98V146H100V144H103V145H105L104 143H102V142H104L103 141V139H101L100 140V138H102V137H100L99 135V137L97 136V134H94L95 136H92L93 138L94 137H96V139L98 140H96V139H93V140H95V141H93L92 140V138H90L91 137V135L89 136V138L87 137V136H85ZM101 136H102V134H100ZM105 135V134H104ZM191 135H192V133H191ZM192 135V136H193ZM228 135V134H227ZM242 135V136H243ZM9 136V135H8ZM39 136H41V135H38L37 136V140H39L38 139V137ZM147 136V135H146ZM168 136V135H167ZM217 136V135H216ZM236 136V134L234 135V137ZM25 137H23L22 139H24ZM32 137V138H31ZM36 137V136H35ZM63 137V136H62ZM104 137V136H103ZM106 137V136H105ZM111 137V136H110ZM109 137V138H110ZM148 137V136H147ZM147 137H146V139H147ZM151 137V136H150ZM166 137V136H165ZM176 137V138H175ZM222 137V136H221ZM237 137V136H236ZM6 138H7V136H6ZM8 138H10V140L13 138V137H8ZM7 138V139H8ZM15 138V137H14ZM64 138V137H63ZM88 138V139H87ZM117 138V137H116ZM115 138V139H116ZM121 138V137H120ZM155 140L157 139V138H155V137H153ZM211 138V137H210ZM212 138H213V135H212ZM215 138H217V137H214L213 139H215ZM16 139V138H15ZM22 139H19V140H22ZM78 139H80V138H78ZM77 139V140H78ZM91 139V140H90ZM105 139V138H104ZM106 139H107V137H106ZM118 140H119V138H117ZM141 139V138H140ZM139 139V140H140ZM228 139V138H227ZM17 140V139H16ZM18 140V141H19ZM36 140V139H35ZM37 140H36V142H37ZM109 140V139H108ZM111 140V139H110ZM139 140H137V142H142V140L141 141H139ZM150 140V139H149ZM152 140V139H151ZM182 140H186V138H183ZM197 140H199V139H197ZM216 141H219L220 139H215ZM214 140V141H215ZM7 141H9V140H7ZM6 141V142H7ZM13 141H15L14 139H13ZM34 141V140H33ZM43 141V140H42ZM79 141H81V139L80 140H78V141H75L76 143H79V144H82V143H80ZM99 141H101V143L99 142ZM178 140L176 139V142H177ZM210 141H212V139H210ZM10 142V141H9ZM28 143H29V141H27ZM36 142L34 143V144H36ZM40 143H42L41 142V140L39 141ZM38 142V143H39ZM45 141H43V144H44V146H47L45 143H44ZM88 142H85V143H87L88 144ZM95 142V143H94ZM97 142V143H96ZM132 142V143H133ZM136 142V141H135ZM136 142V143H137ZM166 142V141H165ZM208 142V141H207ZM213 142V141H212ZM211 142V143H212ZM223 142H225V141H221V143L223 144ZM21 143V142H20ZM25 143V142H24ZM31 144L33 143L32 141L30 142ZM62 143V142H61ZM75 143V144H76ZM94 143V144H93ZM100 143V144H99ZM109 143V142H108ZM114 143V142H113ZM120 143V142H119ZM127 143H128V141H127ZM130 144L129 143V145L130 146H128V147H126V149H125V152H127V154H128V151L129 152H135V146H137V145H135V146H133L134 145V143L133 144ZM175 143V142H174ZM209 143V142H208ZM214 143V142H213ZM212 143V144H213ZM221 143H220V145H221ZM234 143V144H235ZM1 144V143H0ZM18 144V143H17ZM33 144V145H34ZM79 144H76L77 145V148H79V150L81 149L82 150V147L81 146H78ZM109 144H112V143H109ZM172 144V143H171ZM190 145H191V143H189ZM196 145H198V146H200L201 144L200 143H195ZM200 144V145H199ZM205 144H207V143H205ZM225 144V143H224ZM8 145V144H7ZM23 145L24 144H21V146H20V148H18L17 146L16 147H13V145H10L11 147H13V148H5V149H3L4 151L5 150H7L8 151V149H10V150H14V149H16V148H18V149H24L22 152H20L19 153V150L16 152L15 151V153H14V151L13 152H11V151H9L10 152V154H9V152H7L6 151V153H8V154H6V153H3L4 151L2 150V152L0 153V155L2 156L3 154H4V159L7 157V160L9 161L10 160V156H11V159L13 160V158L14 157H12L13 155H15V158L17 157L18 159H22L21 157H23V158H25L26 157V155H27V153L28 154H30V152H27L26 150H28V149H26V146L25 147H23ZM26 145H29V144H26ZM36 145H38V144H36ZM75 145V146H76ZM84 145V144H83ZM82 145V146H83ZM94 145H96V146H94ZM195 145V146H196ZM203 145V144H202ZM232 145V146H231ZM15 146V145H14ZM19 146V145H18ZM30 146L31 145H29V146H27L29 149H30ZM35 146V145H34ZM38 146H40V145H38ZM41 146H43V145H41ZM49 146V145H48ZM85 146H86V144H85ZM84 146V147H85ZM86 146V147H87ZM106 146V145H105ZM187 146V145H186ZM210 147V144H207L206 146H201L202 148H205V147H207V149ZM222 146V145H221ZM7 147V146H6ZM9 147V146H8ZM23 147V148H22ZM50 147V146H49ZM54 147V146H53ZM81 147V148H80ZM101 147V146H100ZM103 147V146H102ZM133 147L134 148V150H133V148L131 149V148ZM192 147V146H191ZM218 147H220V146H218ZM33 146H32V150H33ZM36 148V147H35ZM45 148V147H44ZM44 148H42V149H44ZM47 148V149H46ZM45 149L46 150H48V147H46ZM99 147H97V149H98ZM119 148H120V145H119ZM180 148V147H179ZM200 148V147H199ZM239 148L240 149H242L243 150V155H242V159H239L240 157H239V155L237 156V154H236V156L237 157H239V158H236L235 157V155H234V153L237 151V150H239ZM45 149H44V151H45ZM50 149V148H49ZM87 149V150H88ZM95 149V148H94ZM96 149V150H97ZM104 149V148H103ZM128 149V150H127ZM188 149L190 150L191 148H190V146L188 147ZM188 149H187V151H188ZM206 149V150H207ZM217 149V148H216ZM216 149L213 151H211V152H214V153H217V151H216ZM221 149V148H220ZM222 149H223V147H222ZM222 149H221V151H222ZM1 150V149H0ZM35 150V149H34ZM84 151H85V149H83ZM107 150V149H106ZM105 150V151H106ZM109 150V149H108ZM133 150V151H132ZM24 151H26V152H24ZM36 152H37V150H35ZM92 151V152H91ZM91 151H89L91 154H93V150H91ZM104 151V152H105ZM115 151V150H114ZM136 151H138V149L136 150ZM225 151V150H224ZM36 152H35V154H36ZM42 152H43V150H42ZM42 152H40L39 154L41 155L42 154ZM65 152V151H64ZM96 152V153H95ZM94 152V156H95V154H97V156H98V153H99V150H98V153H97V151H95ZM102 153H103V151H101ZM124 152V151H123ZM190 152V151H189ZM189 152H187V153H189ZM242 152V151H241ZM3 153V154H2ZM13 153V154H12ZM22 153H26V155L25 154H22ZM34 152L32 151V154H33ZM52 153V152H51ZM51 153H48V155L49 156H41L42 158H43V162L44 161H47L49 158L51 159V161L50 162H54V163H57V161L55 160H53L52 161V157H51ZM55 153V152H54ZM79 153H81V152H79ZM79 153H77L78 155H79ZM82 153H83V151H82ZM221 153V154H222ZM238 153V152H237ZM5 154H6V157H5ZM12 154V155H11ZM18 154V155H17ZM19 154L21 155V157H18L19 156ZM47 154V153H46ZM45 154V155H46ZM63 155H65V153H62ZM74 154V153H73ZM86 154V153H85ZM84 154V155H85ZM104 154H106V152L104 153ZM110 154H111V152H110ZM109 154V156L107 155H101L100 156V158L102 157V158H104L105 157V159L107 158V160H105V159H99V158H97L98 160H100L101 162H106V163H108L107 161H108V159H110L111 158V160H113V158H114V156L113 155H110ZM200 154V153H199ZM221 154H220V156H221ZM242 154V153H241ZM261 154H262V157H261ZM43 155V154H42ZM83 155V154H82ZM99 155H100V153H99ZM116 155V154H115ZM132 155V154H131ZM130 155V156H131ZM30 156V155H29ZM75 156V155H74ZM93 156V157H94ZM111 156V157H110ZM119 156V155H118ZM118 156H115V157H118ZM196 156V155H195ZM219 156V155H218ZM27 157H28V155H27ZM30 157H32V155L30 156ZM37 158L39 157L38 155L36 156ZM41 157H40V159H41ZM73 156H71V158L70 157H66V155H65V158H66V161L68 160H73V158H72ZM79 157H82V156H79ZM89 157V156H88ZM91 157H92V155H91ZM113 157V158H112ZM127 157V156H126ZM186 157H188L189 158V156H186ZM186 157H185V159H186ZM191 157H193V155L191 156ZM2 158H3V156H2ZM15 158H14V160H15ZM48 158V159H47ZM54 158V157H53ZM64 158V157H63ZM68 158V159H67ZM70 158V159H69ZM84 158H85V156H84ZM84 158H81V160L82 159H84ZM119 158L120 157H118V160H119ZM229 158V159H228ZM26 159V158H25ZM39 159V158H38ZM39 159V160H40ZM46 159V160H45ZM57 159V158H56ZM93 159V158H92ZM141 159V158H140ZM157 159H159V158H157L156 157V161H157ZM192 158H190V160H191ZM194 159H195V157H194ZM193 159V160H194ZM6 160V159H5ZM4 160V161H5ZM23 160V159H22ZM87 160V158H85V161ZM94 160H96L95 158H94ZM97 160V161H98ZM105 160V161H104ZM116 160H117V158H116ZM120 160H121V158H120ZM153 160V159H152ZM168 160V159H167ZM193 160H191L192 162H193ZM195 160H197V158L195 159ZM206 160V159H205ZM216 160V159H215ZM218 160V159H217ZM224 160V159H223ZM229 161V163H228V161ZM2 161V160H1ZM42 161V159L40 160V163H42L41 162ZM74 161H75V159H74ZM77 161H79V160H77ZM83 161V160H82ZM97 161L94 163V162H91V161H89L88 160V162H91V163H94V164H96L97 163ZM100 161H98V163H101ZM110 161V160H109ZM146 161V160H145ZM144 161V164H145V166H146V168L145 169H147L148 168V166H151V165H149V164H146L147 162H145ZM161 161V160H160ZM198 161V160H197ZM200 161V160H199ZM37 162H39V161H37ZM48 162V161H47ZM45 163L44 162V164H48V163ZM64 162H65V160H64ZM70 162V161H69ZM112 162V161H111ZM115 162V161H114ZM162 162V161H161ZM187 162H189V161H187ZM191 162V163H192ZM8 163V162H7ZM33 163H35V162H33ZM67 163V162H66ZM74 163V162H73ZM82 163V162H81ZM84 163V167H85V169L87 170V169H89L90 170V168H88L89 166H87L89 163H85V162H83ZM142 163H143V161H142ZM149 163V162H148ZM152 163V162H151ZM154 163V162H153ZM159 163V164H158ZM58 164V163H57ZM75 164V163H74ZM85 164H86V166H87V168H86V166H85ZM93 164V165H94ZM101 164H103V163H101ZM100 164V165H101ZM138 164V163H137ZM160 164L162 165V163H160V162H157V164L156 163H154V165L155 166H152V171H155L156 169L154 168L153 169V167H156V165H159L160 166ZM170 164V163H169ZM188 164H190V162L188 163ZM200 164V163H199ZM208 164V163H207ZM206 164V165H207ZM209 164H211V165H213L211 162L209 163ZM216 164H218V163H216ZM223 164V163H222ZM3 165V164H2ZM6 165V164H5ZM9 165V164H8ZM15 165V164H14ZM13 165V166H14ZM27 165H31V163H28ZM39 166V163L38 164H33L32 166H36V167H38ZM45 165V166H46ZM49 165H51V164H49ZM62 165H63V163H62ZM62 165H61V167H62ZM65 165V164H64ZM71 165V164H70ZM163 165H164V163H163ZM191 165V164H190ZM193 165V164H192ZM206 165H205V169H206ZM219 165H220V163H219ZM10 166H12V165H10ZM10 166H9V168H10ZM41 166H43L42 164L39 166V167H41ZM54 166V165H53ZM67 166H68V164H67ZM82 166V165H81ZM91 166V165H90ZM95 166V165H94ZM128 167H130L129 165H127ZM127 166H125V169H127ZM140 166H142V164H140ZM144 166V165H143ZM194 166H195V169H196V166H198V164H196V163H194ZM215 166V165H214ZM233 166V167H232ZM16 167H17V165H16ZM16 167H13V168H16ZM25 167V166H24ZM27 167H29V166H27ZM44 167V166H43ZM43 167H41L42 168V171H43ZM48 167V166H47ZM64 167V166H63ZM66 167V166H65ZM71 167V166H70ZM73 167V166H72ZM134 167L136 168L137 166L136 165H134ZM139 167V166H138ZM208 167H209V165H208ZM211 167V166H210ZM217 166H215V168H216ZM222 167V166H221ZM26 168V167H25ZM34 168V167H33ZM33 168H32V170H33ZM51 168V167H50ZM75 168V167H74ZM77 168V167H76ZM119 168H121V167H119ZM123 168V167H122ZM132 168V167H131ZM130 168V169H131ZM226 168V167H225ZM236 168H234V169H236ZM19 169V168H18ZM40 168H38L37 169V172H38V170H39ZM46 169V168H45ZM44 169V170H45ZM52 169V168H51ZM124 169V170H125ZM138 169V168H137ZM140 169V171H141V168H139ZM149 169H150V167H149ZM149 169L147 170V171H142V173H139L140 171L139 170H137V171H139V172H136L137 174L139 173L140 174V176H139V181L140 182H142V184L144 185V189H143V200L141 199L140 201H139V203L141 204V206H145V205H147L148 204V207L146 208V209H153V210H160V211H162L163 210V212L164 211H166V210H175V211H179V207H177V206H175L174 204H173V202H170L169 203V200H171V199H175V197L177 196V197H181V192H178V189H176L175 187H173V184L171 183V180H172V178L173 177H175V173L173 172V171H171V172H168V174H166L165 175V179L167 178V182H166V184H163L162 182L164 181V179L163 178H161V176L158 178V176H157V178H155L152 174V177L153 178H151V179H153V180H151L150 179V177H151V175H150V173L152 172V171H150L149 172ZM158 169V168H157ZM160 169V168H159ZM190 169V168H189ZM15 170H17V168L15 169ZM75 170V169H74ZM121 170V169H120ZM124 170H123V172H124ZM170 170V168L168 169V171ZM201 170V169H200ZM202 170H203V168H202ZM211 170V169H210ZM210 170H209V172H210ZM39 171H41V170H39ZM76 171V170H75ZM80 171V170H79ZM127 171L129 172V169H127ZM158 171H160V170H157V172ZM189 171V170H188ZM239 171V170H238ZM15 172V171H14ZM24 172V171H23ZM31 172H33V171H31ZM49 172H51V171H49ZM82 171H80V173H81ZM86 172V171H85ZM84 172V173H85ZM91 172V171H90ZM112 172H114V171H112ZM117 172H118V170H116L115 169V174H117ZM123 172L122 171H120V174H123ZM130 172H132V173H134L133 171H130ZM156 172V173H157ZM164 172V171H163ZM166 172V171H165ZM187 172V171H186ZM207 172V171H206ZM206 172H204L205 174H206ZM218 172V171H217ZM227 172V171H226ZM230 172H232V171H230ZM30 173V172H29ZM68 173V172H67ZM131 173V174H132ZM155 173V174H156ZM192 173V172H191ZM198 174H199V172H197ZM203 173V172H202ZM37 175H38V173H36ZM39 174H41V173H39ZM77 174V173H76ZM109 174H111V173H109ZM125 174H127V172H126V170H125ZM154 174V173H153ZM154 174V175H155ZM158 175L160 174V172L159 173H157ZM186 174H188V173H186ZM194 174H195V172H194ZM209 174V173H208ZM235 174H236V171H235ZM29 176H30V174H28ZM69 175V174H68ZM68 175H67V178H69L68 177ZM82 175H84L83 174V172H82ZM100 175L101 174H99L98 176H99V178H96L95 176H93V177H95V179L96 180H98L99 182L102 180V178L100 177ZM106 175V174H105ZM112 175V174H111ZM111 175H109V176H106V177H104L103 178V180H104V182L106 181V182H108V180H110V182L108 183V185L110 184L111 185V182H113L114 183V188L112 189L113 190V192L111 193H109L108 191H106L105 189H106V186H105V188H104V191H103V193H105V192H107V194H115V195H118V194H121L120 196H116V197H120V198H123L124 197V195L126 194V193H128L127 191H128V189H127V186H129V185H127V186H124V184H125V181H126V183H127V178H125V176L123 177V178H125V180L124 181H119V180H113L114 178H116L115 176H111ZM117 175H119V172H118V174ZM169 175V176H168ZM190 174H188V176H189ZM41 176H43L44 177V175H42L41 174ZM78 176H80V175H78ZM102 176V175H101ZM104 176V175H103ZM127 176V175H126ZM128 176H129V174H128ZM127 176V177H128ZM132 177H133V175H131ZM164 176V175H163ZM162 176V177H163ZM239 176V175H238ZM33 177V176H32ZM39 177V176H38ZM42 177V179H40V180H43V179H45V177L43 178ZM187 177V176H186ZM200 177V178H199ZM205 177H207V179H210V177L211 178H213L214 177V175H213V173L211 174V176L209 177L208 175L207 176H205ZM205 177H204V179L203 180H206L205 179ZM234 177V176H233ZM232 177V178H233ZM34 178V177H33ZM48 178V177H47ZM92 177H90L89 179H91ZM118 178H120V177H118ZM117 178V179H118ZM123 178H121V179H123ZM155 178V179H154ZM202 175L200 176H196V175H192V177H191V175H190V177H188L187 178V183H186V194H188L189 195V197L192 199L193 197H195V195H197V194H201V193H204V192H206V189H205V186H202L203 185V183L204 182H207V181H201L202 179ZM231 177H229V179H230ZM66 179V178H65ZM70 179H71V181H72V179H73V182L75 181V179L74 178H72V177H70ZM69 179V180H70ZM186 179V178H185ZM198 179H200V181L201 182H203L202 183V185H197V182L199 181ZM88 180V179H87ZM94 180V179H93ZM130 180V179H129ZM137 180V179H136ZM212 180V179H211ZM232 180V179H231ZM235 180V179H234ZM240 180V179H239ZM70 181V184L72 183ZM91 181V180H90ZM69 182V181H68ZM67 182V183H68ZM85 182V181H84ZM87 182H89V180L87 181ZM86 182V183H87ZM93 182V181H92ZM138 181H136V183H137ZM149 182V183H148ZM165 182V181H164ZM209 182V181H208ZM232 182V181H231ZM234 182V181H233ZM37 183V182H36ZM59 184H60V182H58ZM91 183V182H90ZM89 183V184H90ZM101 183V182H100ZM139 183V182H138ZM212 183H215V182H212ZM20 184V183H19ZM64 184V183H63ZM62 184V185H63ZM105 184V183H104ZM130 184V183H129ZM217 184V183H216ZM232 184V183H231ZM50 185H52V184H50ZM61 185V184H60ZM59 185V186H60ZM84 185V184H83ZM93 185V184H92ZM107 185V186H108ZM134 185V184H133ZM239 185V184H238ZM53 186V185H52ZM57 186H58V184H57ZM56 186V187H57ZM80 186V185H79ZM82 186V185H81ZM84 186H86V185H84ZM103 185H101V187H102ZM164 186V188L162 189V187ZM230 186V185H229ZM228 186V188L227 189H229L228 191L229 192H227V191H225L224 189H223V192H226V193H228V194H226V193H222V191H221V193L224 195V197H225V199H228V201H229V203L231 204V211L233 210V209H236L237 207H238V205L237 204H235V201L231 198V197H233L232 195H234V193H232V191L234 190H232V191H230L231 189H230V187ZM232 186V185H231ZM48 187V186H47ZM54 187V186H53ZM69 187V186H68ZM88 187V186H87ZM87 187H85V188H87ZM92 187V186H91ZM104 187V186H103ZM102 187V188H103ZM113 187V186H112ZM111 187V188H112ZM199 187V188H198ZM214 187H215V185H214ZM82 188H83V186H82ZM90 188V187H89ZM132 188H134V186L132 187ZM216 188H218L217 186H216ZM232 188V187H231ZM84 189V188H83ZM94 189H96V188H94ZM173 189H174V192H173ZM226 189V190H227ZM54 190V189H53ZM79 190V189H78ZM92 190V189H91ZM97 190L98 189H96V190H94L95 191V193L97 192ZM103 190V189H102ZM112 190H110V191H112ZM131 190V189H130ZM136 190V189H135ZM218 190H219V188H218ZM58 191L60 192V190L58 189ZM62 191L63 190H61V192H60V195L61 196H63V194H65L64 193V191H63V193H62ZM85 191V190H84ZM138 191V190H137ZM52 192V191H51ZM54 192V191H53ZM89 192V191H88ZM87 192V193H88ZM92 192H93V190H92ZM99 192V194H101L102 193V191H98ZM98 192L94 195L93 193V195H94V197L95 196H98L97 198H99L98 200H103V198L102 197H104L102 194V196H101V198H100V196H99V194H98ZM140 192V191H139ZM55 193V192H54ZM56 193H58L57 192V190H56ZM55 193V194H56ZM62 193V194H61ZM80 193H81V191H80ZM90 194H91V191L89 192ZM131 193V192H130ZM135 194H136V192H134ZM254 193H256V194H258L257 196L256 195H254ZM77 194V192L75 193V195ZM91 194V195H92ZM107 194H105V198L107 197L106 195ZM141 194V193H140ZM73 195V194H72ZM85 195V194H84ZM89 195V194H88ZM115 195H113L114 197H115ZM128 195H130L129 193H128ZM132 195V196H131ZM129 197L130 198H134V194H133V192H132V194H131ZM138 194H136V196H137ZM251 195H254V196H256L255 198H257L258 197V200L257 201H255V202H253V201H250V199H249V197L251 196ZM57 196L59 197V195L57 194ZM71 196V195H70ZM113 196H111V199H112V197ZM141 196V195H140ZM238 196H240V195H238ZM58 197H56L55 196V199L56 200H60V199H57ZM73 197V196H72ZM86 197V196H85ZM88 197V196H87ZM90 197H93V196H90ZM93 197V198H94ZM139 197V196H138ZM217 197H220L219 195H217ZM67 198V197H66ZM93 198H91V199H93ZM127 198V197H126ZM185 198H186V196H185ZM223 198V197H222ZM74 199H77V198H75L74 197ZM74 199H73V202H74ZM78 199H79V197H78ZM83 199V198H82ZM95 199V198H94ZM107 199L109 200L110 199V196L109 197H107ZM124 199V198H123ZM165 199H167V203L165 202ZM254 199V198H253ZM51 200V198L49 199V201ZM105 200V199H104ZM177 200V199H176ZM224 200V199H223ZM28 202H30L31 200L30 199H28L27 200ZM47 201V200H46ZM52 201V200H51ZM51 201H50V203H51ZM62 201H65V200H62ZM71 201V200H70ZM80 201H83V200H81L80 199ZM79 200H78V203L77 204H79V202H80ZM85 201H87L88 202V200H86L85 199ZM95 201V200H94ZM124 201H125V199H124ZM127 201V200H126ZM226 201V200H225ZM227 201V202H228ZM76 202H77V200H76ZM112 203L111 204H113V205H111L110 204V206L111 207H109V208H111L112 209V211H114V213L115 212H117L116 214H118V215H124V214H126V213H130L129 211H127V209L125 208H123V205H118V206H116L117 204L114 202L113 203V201H111ZM117 202V201H116ZM129 202V201H128ZM244 202H245V204H244ZM32 203V205L33 206H35V214H37L38 215V217L37 216H35V217H33V218H30L31 219V222L30 221H28V220H23L22 219V222H26V223H31L32 224V228L28 231H25L24 232V234H26V235H24V238L22 239V241L23 242H26V241H30V240H32L33 239V233H34V227L35 226H40V223L42 224V220H43V218H44V222H45V219H46V229H53L54 228V225H60L61 227H63L64 225H65V221H64V219L63 220H61V218H65L64 216L66 215V214H68V213H66L65 214V212H67L65 209L67 208H70L68 205H69V203L66 205V206H68V207H64V206H61L62 204L64 205V202H56L55 201V203L57 204H59L60 203V207L58 206L55 210H54V213H53V215L54 216H49V213H50V211H51V209H52V207L51 206H49V207H47V208H45L44 206H45V201H44V205L41 207V205L40 204H36V202H31ZM49 203V204H50ZM62 203V204H61ZM83 203V202H82ZM86 203V202H85ZM84 203V204H85ZM94 203V202H93ZM96 203V202H95ZM94 203V204H95ZM98 203V202H97ZM96 203V204H97ZM101 203V202H100ZM104 203V202H103ZM132 203H133V201H132ZM183 203V202H182ZM212 203V202H211ZM214 203H216V202H214ZM238 203V202H237ZM29 204V203H28ZM48 204V205H49ZM55 204V205H56ZM75 203H71V207H72V205L74 206V210L76 211V209H75V205H74ZM83 204V205H84ZM90 204L92 205V203H91V201H90ZM102 204V203H101ZM114 204H116L115 206H114ZM137 204V203H136ZM242 204V203H241ZM54 205V206H55ZM82 205V204H81ZM80 205V206H81ZM103 205V204H102ZM130 205V204H129ZM227 205V204H226ZM240 205V204H239ZM87 206V205H86ZM98 206V207H97ZM97 206H95L97 209L99 208V207H101L102 209L106 206H101V205H97ZM128 206V205H127ZM77 207V206H76ZM84 207H85V205H84ZM88 207V206H87ZM92 207H94V205L92 206ZM227 207H229L230 208V206L228 205ZM262 207H263V205H262ZM54 208V207H53ZM239 208H240V206H239ZM239 208H238V210H239ZM73 209V208H72ZM72 209L70 208V212L69 213H73L74 211H72ZM80 209V208H79ZM82 209V208H81ZM136 209V208H135ZM218 209V208H217ZM262 209V208H261ZM106 210V209H105ZM228 210V209H227ZM80 211V213L78 212V211H76V212H78V214L81 216V214H83V213H81V210H79ZM89 211V210H88ZM98 211H100V210H98ZM107 212H108V210H106ZM131 211V210H130ZM240 211H242V208H241V210ZM240 211H238V212H240ZM256 211V212H255ZM46 212H48V213H46ZM52 212V211H51ZM101 212V211H100ZM154 212V211H153ZM153 212H150V214L147 216V218L145 219V218H141L142 219V221L141 222H139V223H135V224H132L131 223V225H128V222L129 221H131V219H129V220H127V223L125 224L124 222L126 221V219H127V217H126V219H125V221H121L122 223H124V224H118V225H112L111 224V227H110V229L108 230H106L107 232H106V234H101V236H102V239H104V238H106L107 240L108 239H112V237L113 238H115V236H118V233L117 232H119V235L121 236V234H123V236H127L128 234V237H130V235L132 236V237H134V233H136V234H138V233H143V231H144V234L145 235H147L146 233H150V231H151V233H152V231L154 232V234H152V235H155V231H158V230H162L163 232H161V230H160V232H161V234L160 235H164L165 234V236H163V237H165L166 239H162V236H158V237H160V239L158 240V239H154V237L153 238H145L144 236L145 235H143V236H138L139 237V239L136 237V235H135V237H136V239H133L132 238V241H131V239H128V240H124L125 241V243H128V244H125L124 242H121V243H124L125 245H122L123 247H125L126 245H127V247H129V246H132V245H135V244H137V243H141V242H143V241H146L147 239H148V242H152L153 243V245H155V247L156 248H162L163 249V252H165L166 254L168 253V254H170V253H172V254H170L169 255V257L171 256V258H173V260L174 259H177L178 258V255L181 253V250H182V248L184 249L185 247H187V248H189L188 246H190V247H194L195 249H196V251H195V249H192V248H189L190 250H192V251H190V252H193V254H195V253H197V249H198V251L199 250H201L204 254L206 253V254H209V255H207V259H204L203 258V260H204V262L203 263H205V260H206V263L208 264H230V262H232V261H230L227 257H225V258H223V259H217V256H215V255H218L217 253H218V250H219V245H218V248H217V246H216V244L214 245V244H212L213 242L211 241V245H209L207 242H206V245L208 246V248H207V250H204L203 248H206V245L203 243L204 241V239L202 238V236L205 238L206 236H208L207 235V230H209L211 233H212V236H214V237H222L223 239H225L226 238V240H228L227 239V235H225V237H223L224 236V234H225V232L227 231V230H230V229H227L224 233L221 231V230H217V231H215L218 227H216V224H214L213 223V225H212V222H211V226L210 227H208L209 226V222L207 223L208 225H206V221H204L203 223L207 226V228H205V229H203V228H201V229H199V227H197L198 229H196V225L197 224H195V222L193 221V219H191V222H190V227H188V225L186 224V223H184V224H186L187 226L186 227H184L183 226V222H181V221H173L172 223L170 222H168L167 220H165V218L166 217H163V216H165V215H162L159 211V216H155V215H157V214H155V213H153ZM157 212V213H158ZM236 212H237V210H236ZM75 213V212H74ZM104 213H105V211H104ZM112 213V212H111ZM113 213V214H114ZM136 213V212H135ZM247 213V214H248ZM101 214V213H100ZM106 214H108V213H106ZM112 214V215H113ZM164 214V213H163ZM246 214V216H248ZM256 214H258V215H256ZM70 215V214H69ZM73 217H75L76 216V213L75 214H71ZM70 215V216H71ZM84 215V214H83ZM108 215H110V214H108ZM130 215V214H129ZM137 215V214H136ZM161 215V216H160ZM251 215H253L252 213H251ZM39 216H41L42 217V219H40L39 218ZM127 216V215H126ZM146 216V215H145ZM66 218H69V217H66ZM122 218V217H121ZM137 218V217H136ZM70 219V218H69ZM68 219V220H69ZM74 219V218H73ZM80 219V218H79ZM78 219V220H79ZM117 219V218H116ZM167 219V218H166ZM123 220V219H122ZM135 221H137L138 222V220H136V219H134ZM206 220V219H205ZM67 221V220H66ZM75 221H76V217H75ZM117 221V220H116ZM120 221V220H119ZM134 221V222H135ZM207 221H209V219L207 220ZM262 221V222H261ZM181 222V223H180ZM188 222V221H187ZM130 223V222H129ZM198 223V222H197ZM116 224V223H115ZM182 224V226H180ZM193 224H194V227H195V229H196V231L193 229ZM221 223L219 222V225H220ZM256 224V225H255ZM23 224H20V226H22ZM121 225V226H120ZM197 226H199V225H197ZM218 226V225H217ZM107 227V226H106ZM113 227V228H112ZM178 227H180L179 229H178ZM182 227H184L185 229H184V231H183V229H182ZM211 227L213 228L212 230H211ZM216 227V228H215ZM100 228V227H99ZM103 228V227H102ZM189 228H190V230H189ZM215 228V229H214ZM219 228H221L222 229V227H219ZM103 229H105V228H103ZM180 230V231H178V230ZM37 230V229H36ZM189 230V231H188ZM204 230V231H203ZM223 230V229H222ZM231 230H232V228H231ZM103 231V230H102ZM147 231V232H146ZM93 232V231H92ZM146 232V233H145ZM181 232H182V234L183 233H185V232H187V235L186 236H189V237H191V242H187L188 243V245H186L185 243H184V245H181V244H183V241H182V237H184V236H181L182 234H181ZM217 232H221V233H223V236H222V234H218ZM227 232H231V231H227ZM233 232V231H232ZM231 232V233H232ZM104 233V232H103ZM117 233V234H116ZM157 233V232H156ZM162 233H164V234H162ZM89 234V233H88ZM91 234H93V233H91ZM108 234H110L112 237H109L110 235H108ZM116 234V235H115ZM127 234V235H126ZM159 234V233H158ZM29 235V236H28ZM81 235V234H80ZM151 235V236H152ZM178 235V236H177ZM123 236H121L120 238H122ZM156 236V235H155ZM31 237V238H30ZM134 237V238H135ZM218 237V238H219ZM234 237V236H233ZM233 237L231 238V239H233ZM1 238V237H0ZM82 238V237H81ZM142 238H143V240H142ZM146 240H145V239ZM178 238H180V239H178ZM211 238H213V237H211ZM149 239L151 240H153L154 239V241H149ZM162 239V240H161ZM178 239V240H177ZM202 239V240H201ZM230 239V240H231ZM80 239H78V241H79ZM87 240H88V238H87ZM118 240V239H117ZM142 240V241H141ZM156 240V241H155ZM175 240H177V242L175 241ZM180 240V241H179ZM193 240V241H192ZM0 241H2V240H0ZM174 241H175V243H174ZM182 241V242H181ZM234 241V240H233ZM181 242V244H179ZM102 243V242H101ZM152 243H150L151 245H152ZM177 244H179V245H177ZM190 244V245H189ZM223 244V243H222ZM227 245H229V243H226ZM28 245V244H27ZM175 245V246H174ZM180 247V246H182V247H180V251H179V254H177L178 253V251H176L177 253H176V255L175 254H173L174 252H172L173 250H175L176 249V247ZM240 246V245H239ZM2 247V246H1ZM27 247H30V246H27ZM64 247H65V245H64ZM67 248V247H66ZM216 248V249H215ZM236 248V247H235ZM162 249H161V253H163L162 252ZM177 249H179V248H177ZM11 250V249H10ZM9 250V251H10ZM94 250V249H93ZM97 250V249H96ZM160 250V249H159ZM168 252H167V251ZM12 251V250H11ZM14 251V250H13ZM186 251H189V250H185V252ZM19 252V251H18ZM86 252V251H85ZM84 252V253H85ZM170 252V253H169ZM195 252V253H194ZM234 253L236 252V250L235 251H233ZM83 253V254H84ZM165 253H164V255H165ZM238 253V252H237ZM185 253H183V251H182V253H181V255H179V259H177V260H174L173 262H174V264H180V262H183L184 261V259L182 258V257H184L183 255H184ZM187 254V253H186ZM185 254V255H186ZM189 255H190V253H188ZM203 254V257L204 256H206V254L204 255ZM16 255H18V256H20V258H24V259H27V260H29L31 257H32V254H31V252H25V253H22V254H20V253H17ZM65 255V254H64ZM237 255V254H236ZM168 256V255H167ZM166 256V257H167ZM174 256V257H173ZM182 256V257H181ZM186 256H188V255H186ZM229 256V255H228ZM230 256H233V255H230ZM240 256V255H239ZM124 257L125 256H123V255H120L119 254V256H117L115 259H109V261H123L124 260ZM234 257V256H233ZM232 257V258H233ZM235 257H237V256H235ZM248 257V256H247ZM44 258V257H43ZM120 258H122V259H120ZM142 258H145L146 259V257H144V255H142ZM183 260H182V259ZM249 258V257H248ZM138 259H140V258H138ZM180 259H181V261H180ZM185 259H187V258H185ZM230 259H231V257H230ZM233 259H235V258H233ZM84 260V259H83ZM172 260V259H171ZM232 260V259H231ZM236 260H237V258H236ZM249 260V259H248ZM22 261V260H21ZM186 261V260H185ZM29 262V261H28ZM41 262V261H40ZM120 262V263H121ZM125 262V261H124ZM168 262H170V261H168ZM235 261H233L232 263H234ZM238 262V260L236 261V263ZM244 262H245V260H244ZM171 264H173L172 262H170ZM186 263V262H185ZM205 263V264H206ZM231 263V264H232ZM236 263H234V264H236ZM242 263V262H241ZM247 263H248V261H247ZM182 264V263H181ZM184 264V263H183ZM188 264V263H187ZM243 264H246V262L245 263H243Z\"/></svg>","mask_w":264,"mask_h":264}]
</instances>
